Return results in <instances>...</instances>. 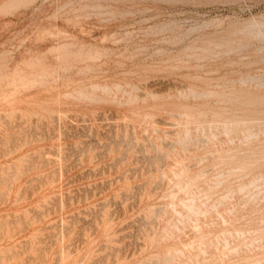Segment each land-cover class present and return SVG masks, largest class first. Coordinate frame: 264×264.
I'll list each match as a JSON object with an SVG mask.
<instances>
[{
	"label": "rangeland",
	"instance_id": "1",
	"mask_svg": "<svg viewBox=\"0 0 264 264\" xmlns=\"http://www.w3.org/2000/svg\"><path fill=\"white\" fill-rule=\"evenodd\" d=\"M75 1H77L78 3L75 2ZM215 1H217V2H215ZM218 1L219 0H134V1L133 0L132 1L131 0H127V1L126 0H123V1L122 0H111V1H109V0H89L88 1L87 0L86 3H85V0H79V1L78 0H0V58H1L0 59V63H1L0 64V99L2 97V99L6 98V100H7L9 97H11L9 99L13 100V101H11L9 99H8L9 101L0 100V114H1L0 115V120H2V121H0V124H1L0 125V148H2V150H3L2 151L0 149V151L2 152V154L0 152V180H1L0 181V190H1L0 191V194H1L0 195V205H1L0 206V211H1L0 216L2 214V219H1V217H0V219L3 220V218H6V220L4 219L3 221H0V253H1L0 254V264H39V263L42 264L41 263L42 261H44L43 264H50V262H51V264H53V263L54 264H62V262H64V261L65 262L63 264H67V263L71 264L72 262H73L72 264H74V263L75 264H83V263L84 264H89V263L92 264V262L93 263L95 262L94 264H101V262H102V264H105V263H103L105 261H106L107 264H109V261L113 262V263L111 262V264H163V263L164 264H167V263L168 264L169 263L173 264L175 261H177L176 262L177 264H184L183 262H185V264H247V262H248V264H264V253H263L264 252V245H263L264 244V230H263L264 229V200H261L264 197V195H262V193L264 194V182H263V185L261 184V182L264 181V173H263L264 172V161H263L264 160V149H263V147H264V139L262 140V136L264 138V135H263L264 134V129H263L264 128V123H263L264 121L262 122V120H264V116H262V115H264V113H263V110H264V89H263L264 85L260 86L261 91L263 93L260 91V88L257 90V88L259 87L258 83H260V81H259L260 78H261V80H264V72H263L264 69L262 68V67H264V47H263L264 46V31H263L264 30V19H263L264 18V0H245V1L244 0H220L221 2L220 1L218 2ZM72 3H74L75 6ZM79 6H81V8ZM87 8H89V9H87ZM259 18L261 20H259ZM251 19L253 21H251ZM255 19H257V20H255ZM241 25L243 26V28H242ZM220 33L221 34L223 33V34L221 35ZM259 33H261L262 35H258ZM253 36H255V37H253ZM199 37H201V38H199ZM257 37H259V38H257ZM248 39H250V40H248ZM258 40H261V41H258ZM251 45H252V49H251ZM196 46H198V47H196ZM201 46H203V47H201ZM254 46H256L257 48L254 47ZM246 48H248V49H246ZM36 50H37V52H36ZM194 50H196V51L194 52ZM199 50H201L202 51L201 53H203V54H201ZM24 51L26 53H24ZM33 51H34V53H33ZM242 51H244V52H242ZM176 52L178 54H181V55H178ZM184 52H185V54H184ZM197 52H199V53H197ZM47 53H48V55H46ZM10 54H11V57H10ZM54 54H55V56H54ZM173 54L176 57H174ZM5 55H6V58L4 59L3 57H5ZM194 55L197 58L194 57ZM201 55H202V57H201ZM73 56H75L76 58L73 57ZM96 56H98V57H96ZM180 56H182V57H180ZM171 57H172V59L173 58H175V59L172 60ZM52 59H53V62L50 61ZM92 59H93V61H92ZM96 59H99V60H96ZM182 59H183L184 62L182 61ZM1 60H2V62H1ZM8 60H10V61H8ZM21 60H23V63H22ZM32 60L34 62L31 63ZM78 60H79V62H77ZM158 60H160V61H158ZM80 61H81V63H80ZM162 61H164V63ZM173 61H175V62H173ZM193 61H196V62L193 63ZM3 62H4L5 66L2 65ZM13 62H14V64H12ZM168 62H169V64H172L173 66L172 65L167 66V65H169ZM171 62H173L176 66L173 63H171ZM180 62H181V64H180ZM248 62H250V63L248 64ZM51 63H53V65L54 64H58L59 66L58 65H54V66L50 65ZM92 65H95V66H92ZM191 65H193V66H191ZM195 66H197V67H195ZM180 67H183L182 70H181ZM35 69H37V70H35ZM205 69H206V72H205ZM93 71H95V72L92 74ZM207 71H208V73H207ZM258 71H260V72H258ZM35 72H37V73H35ZM90 72H91V75H89ZM100 72H101V75H99ZM128 72H130V73H128ZM189 72L190 73L193 72V74L192 73L190 74ZM211 72H213V73H211ZM86 73H87V75H86ZM257 73H260V74H257ZM9 74H10V76H9ZM11 74H13L12 77H11ZM54 75H55V77H53ZM95 75H96V77H95ZM187 75H191V76H189L190 78H187L188 77ZM236 75H238V76L236 77ZM56 76H57V78H56ZM31 77H34V78H31ZM90 77H92V78H90ZM196 77H198L199 79H197ZM200 77L202 79H200ZM81 78L83 80L79 81ZM95 78H96V80H95ZM100 78H102V79H100ZM185 78L188 79V80L186 81ZM215 78H216V80H215ZM218 78H220L219 79L220 81L218 80ZM240 78H242V79H240ZM253 78H255V79H253ZM85 79H86L87 82L85 81ZM196 79L198 80L197 84L195 82ZM204 79L208 80V81L206 80L208 84H206V81ZM224 79H225V81H224ZM154 80H156V82L159 84V86ZM90 81H92L94 83L92 84V82H90ZM161 81L163 82V84H162ZM188 81H189V84H188ZM213 81H215V82H213ZM233 81H234V83H233ZM10 82H12V84ZM96 82H98V83L96 84ZM209 82H210V85H209ZM255 82L257 84H254ZM109 83L111 85H113L114 89H112V86H107ZM149 83L150 84L152 83V84L148 85ZM216 83H218V84H216ZM246 83H248V84H246ZM251 83H252V85H251ZM28 84L30 86V88L28 87L29 89H27ZM75 84H76V86H75ZM165 84H166V86L168 84V87L164 86ZM178 84H179V87L181 86L180 88L178 87ZM200 84H202V85L199 86ZM211 84L212 85L216 84V86H212ZM3 85L5 87L7 85L8 86L6 88H4ZM9 85L11 87L14 85L15 88L14 87L11 88V87H9ZM71 85L75 86L76 88L75 87L74 88L71 87ZM241 85H244V86H241ZM151 86H152L153 89L150 88ZM189 86L192 87V88L190 89ZM234 86H236V87H234ZM247 86H249L250 88H248ZM90 87H93V88H90ZM101 87H103V88H101ZM124 87H126L127 89H124ZM165 87L167 89H163ZM7 88H8V90H7ZM32 88H34L33 91H31ZM51 88H52V90H51ZM58 88H59V90H58ZM146 88H148V89H146ZM155 88H156V90H155ZM175 88H177L178 90L175 89ZM246 88L250 89V91L249 90L246 91ZM14 89H15V91H14ZM19 89H20V91H19ZM26 89H27V91H26ZM40 89H44V90L40 91ZM54 89H56V90L54 91ZM63 89L66 92H64ZM110 89H111V91H110ZM192 89H193V91H192ZM243 89H244L245 92H243ZM5 90H6V92H5ZM37 90H38V92H37ZM60 90H62V92ZM70 90H71L72 93L70 92ZM74 90L75 91L77 90V91L75 92ZM91 90H94V91H91ZM145 90H147V91H145ZM255 90H257V91H255ZM56 91H57V93H55ZM105 91H106V93H105ZM123 91H126L127 93L123 92ZM186 91L188 93H190V94L188 95V93ZM190 91L194 93L193 94L194 96L192 95V93ZM7 92H9L11 94L8 93L9 94L8 95ZM25 92L28 93L29 95L26 94ZM48 92H50V93H48ZM87 92H89V93H87ZM196 92H198V93H196ZM236 92H238V93H236ZM246 92H248V94ZM30 93H31V95H30ZM39 93H41V96H38ZM43 93H46V94H43ZM96 93H97V95H96ZM99 93H101V95H99ZM155 93H156V95H155ZM180 93H181V95H180ZM253 93H254V96H253ZM23 94H24V96H23ZM54 94H56L57 97ZM196 94H198V95L196 96ZM212 94H213V96H212ZM239 94H241V96ZM258 94H260V96ZM36 95L38 97H40V98L38 99ZM42 95H43V97H42ZM132 95H134L136 98L134 96H132ZM201 95H203V96L201 97ZM22 96L23 97L26 96L25 97L26 101H25V98H23ZM103 96H104V98H103ZM105 96H107V97L105 98ZM127 96H130V97L127 98ZM163 96H165V97H163ZM182 96H183L184 101L182 99ZM204 96H205L206 99L203 98ZM243 96H245V98ZM249 96L251 98H253V99H251ZM255 96H257V97H255ZM261 96L263 97V100H262ZM52 97H54L55 99H53ZM141 97H143V98H141ZM152 97H154V98H152ZM239 97H240V99H239ZM246 97H248V98L246 99ZM61 98H62V101L60 100ZM119 98H120L121 101H119ZM133 98H135V99L133 100ZM190 98H192V99H190ZM193 98H195V101H194ZM22 99H24V100L22 101ZM27 99H28V101H27ZM35 99H37L38 101L34 102ZM56 99H57V101H55ZM76 99H77V102H76ZM172 99L174 100V103H173ZM215 99H216V101H215ZM248 99H251V101L250 100L248 101ZM47 100L48 101L51 100V101L48 102ZM72 100H75V101H72ZM87 100H89V101L87 102ZM127 100H128V102H127ZM153 100H155V101H153ZM166 100H167V102H166ZM252 100H253V103H252ZM16 101L17 102L19 101L22 104L19 105V102L17 103ZM46 101L49 104H53L54 106L53 105H49ZM169 101H170V103H169ZM232 101H234V103H232ZM239 101H242L241 103L243 104V106H242V104ZM2 102H4V103H2ZM64 102H66L67 105H65ZM68 102H69V104H68ZM81 102H82V104H81ZM179 102H181L182 104L179 103ZM224 102H226V103H224ZM235 102H236V104H235ZM7 103H8V105H7ZM14 103H17V104H14ZM60 103H61V105H60ZM74 103H75V105H74ZM79 103L81 105H79ZM83 103H84V105H83ZM119 103L121 104V106L119 105ZM154 103H156L157 105L154 104ZM186 103H187V105H186ZM249 103H252V104H255V105H251ZM2 104L4 105V107L8 106V108L7 107L4 108ZM11 104H12L13 107H11ZM23 104H25V105L27 104V105L25 107H23L24 106ZM29 104H31L33 106L31 107V105H29ZM57 104H58V106H57ZM90 104H92V105H90ZM152 104H154V105H152ZM172 104H173V106H172ZM189 104H190V106H189ZM118 105H119V107H118ZM142 105L145 108H142ZM160 105H161V107H160ZM180 105H181L182 108L178 107ZM246 105H248V106H246ZM256 105H258V106H256ZM260 105L262 106V108H261ZM27 106H28V108H27ZM44 106L45 107L48 106L49 108L48 107L44 108ZM115 106H117V107H115ZM131 106H132V109L134 107L133 110L130 108ZM157 106H158V108H160V110L162 108L163 112L160 111L159 109H157ZM9 107L10 108H15V109L14 110H9ZM61 107L63 108V110H61ZM64 107H66V108H64ZM68 107H69V109H68ZM74 107H75V109H73ZM175 107H176L177 110L174 109ZM183 107H185V108H183ZM186 107L187 108L190 107L191 111H190V108L187 110ZM212 107H213V109H211ZM253 107L254 108L256 107L255 109L257 111V114H254L255 109ZM99 108L102 109V110H100ZM152 108H154V109L156 108L155 109L156 111H153ZM192 108H195V110L192 109ZM138 109H141V110L139 111ZM182 109H183V111H182L183 113L180 112ZM119 110H120V112H119ZM131 110H132V112L130 113ZM145 110L147 112H145ZM175 110L178 113L179 112L180 113L177 114V112ZM192 110H194V112ZM224 110H227V111L229 110V111L227 112V111H224ZM238 110H241V111H238ZM249 110L252 112V114H251V112ZM83 111H84V113L86 115L83 113ZM88 111H90V114H89ZM134 111H135V114H134ZM148 111L153 116H157L158 115V117L156 118V117L150 116L151 114ZM151 111H153V112H151ZM200 111H202V112H200ZM261 111H262V114H261ZM39 112L41 114H39ZM65 112H66V114H65ZM74 112H77L78 114L74 113ZM94 112H96V113L98 112V113L96 114ZM156 112H157V115H154V114H156ZM160 112H161V114H159ZM171 112L174 113L173 116H171L172 115ZM191 112H193V113H191ZM247 112H248V114H246ZM110 113H111V115H110ZM117 113H118V115H117ZM142 113H144V114H142ZM194 113L195 114L198 113L197 116ZM213 113L214 114L216 113V114L212 115L213 116L212 117L211 114H213ZM223 113H224V115H223ZM238 113L240 115H238ZM243 113H244V115H243ZM258 113H260V116L258 115ZM2 114H4V115L2 116ZM87 114H88V116H87ZM93 114H94V116H92ZM121 114H122V116H121ZM129 114L132 117H129ZM180 114H181V116H180ZM199 114H201V116ZM205 114H207V115L205 116ZM229 114H230V116H232V115L233 116L229 117ZM82 115H84L85 117H83ZM90 115L94 119H92L90 117ZM144 115H145V117H144ZM245 115L246 116L248 115L247 120L249 118V120H252V121H249V120L246 121V118H245L246 116ZM255 115L256 116L258 115L257 116L258 118L254 117ZM1 116L3 117V119H2ZM18 116L20 118H18ZM47 116H48V118H47ZM102 116H104L103 119H101ZM162 116H164V117H162ZM216 116H217V119H216ZM250 116H252V117H250ZM12 117H14V118H12ZM55 117L57 118L56 120H54ZM67 117H69V118H67ZM140 117H142L141 118L142 121L139 120ZM150 117H152V118H150ZM182 117H183L184 121L182 120ZM198 117H199V120H198ZM233 117H234L235 121L233 120ZM238 117H240V118L243 117L245 119L241 118L242 119L241 120ZM253 117H254V120H253ZM90 118L93 120V122H92V120ZM110 118H112V119L110 120ZM192 118L194 119V121H191ZM86 119H88V120H86ZM115 119H117V120H115ZM137 119H138V121H137ZM165 119L167 121H165ZM237 119H239V120H237ZM49 120H51L53 123L50 122ZM94 120L96 122H94ZM101 120H103V123L101 122ZM112 120H115V121L113 122ZM133 120L135 122L136 121L137 122L135 123ZM150 120H152V121H150ZM187 120H189V121H187ZM221 120H223V121H221ZM257 120H258V123L256 122L257 123L256 124L255 121H257ZM139 121L144 125V127ZM171 121L174 124H172ZM174 121H176V122H174ZM179 121H182V122H179ZM185 121H187V122H185ZM232 121H234V122H232ZM238 121H240V122L242 121L241 123L243 125H240V122L238 123ZM260 121H261V123H260ZM62 122H64V123H62ZM112 122H113V124H112ZM201 122L203 124L206 123V125L208 126L209 129L205 127L206 125H204V127H203V124ZM210 122H211L212 125L210 124ZM236 122H237L238 126H237ZM248 122H250L249 123L250 125H251V123H253V125H251L252 127L248 124ZM43 123H45V124H43ZM58 123H59V125H58ZM97 123H99V124H97ZM169 123H171V124H169ZM214 123L216 125H218V126H216ZM254 123H255V126H254ZM30 124H31V126H30ZM32 124H34V125H32ZM65 124H66V126H65ZM259 124H261V125L259 126ZM105 125H106V127H105ZM127 125H128V127H127ZM129 125L131 126L130 130H132V132L128 129L130 127ZM135 125H136V127H135ZM152 125H154V126H152ZM171 125H174V126H171ZM188 125H189L190 129L188 128ZM190 125H192V127L194 126L193 129L194 128L195 129L193 130ZM221 125L224 126L225 129H226L225 126H227V128H228V129H226L227 131L224 128H222ZM232 125H234V126L236 125V127H234ZM77 126L78 127L80 126V127L78 128ZM158 126H159V129L161 128L160 130H158V128H157ZM161 126H163L164 128L161 127ZM209 126L211 127L212 130L210 129ZM212 126L215 127L216 129L215 128L213 129ZM231 126H232V128H231ZM247 126H249V127H247ZM96 127L97 128L98 127H100V128L102 127V129H100V128L97 129ZM115 127H117V128H115ZM124 127H126V130H125ZM132 127L134 128V130H133ZM154 127L156 129H154ZM172 127H174V128H172ZM180 127H181L182 132H185L186 134L185 133L183 134L181 132ZM201 127H203L204 129L201 128ZM250 127L251 128L255 127V130L251 129ZM257 127H258L259 130H257ZM12 128H13V130H12ZM31 128L33 130H31ZM55 128H57V130ZM123 128L125 130V133L122 132ZM146 128H148V129H146ZM237 128H238V130H237ZM76 129H78L77 130V135H79V137L76 136ZM88 129L90 130V132H88L89 131ZM95 129H96V131H95ZM114 129H115V131H114ZM141 129L144 130L145 132H143ZM217 129H218V131H217ZM221 129L223 130L224 133L225 132L226 133L225 134L220 133V132H222ZM232 129H233V131H232ZM243 129H244V131H243ZM245 129H249V130H245ZM102 130H103V132L105 131L104 134H103ZM186 130H187V132H186ZM213 130H215V132ZM252 130L254 132H252ZM25 131H27V132L24 133ZM65 131H66V133H65ZM70 131H72V132L70 133ZM82 131H84L83 132L84 134L82 133ZM112 131H114V132L117 131V132L113 133ZM120 131L122 133H124V134H122ZM146 131H147V133H146ZM203 131L206 132L207 134L204 133ZM54 132H56V133H54ZM129 132H131V133H129ZM216 132H217V135H216ZM87 133H89V134H87ZM95 133H96V138H95ZM174 133H175V135H174ZM193 133H194V135H193ZM68 134L70 136H72V137L70 138V136ZM81 134H82V136H81ZM115 134H117L116 138L114 137ZM145 134L147 135V137H146ZM157 134L159 136H157ZM161 134H163L164 136L161 135ZM179 134H182L183 136L182 135L179 136ZM201 134H204L205 136L201 135ZM229 134H230V136H228ZM231 134L234 137H232ZM243 134L246 135V137ZM255 134H257L258 137H256ZM29 135H30V137H28ZM42 135H43V137H42ZM98 135H99V137H98ZM105 135H107V136H105ZM110 135H111V137H110ZM135 135L138 136V138ZM148 135H150V136H148ZM170 135L173 136V137H171ZM238 135L239 136L242 135L241 139H240V137H238ZM247 135H250L251 137L247 136ZM259 135L261 137H259ZM53 136H55V137H53ZM122 136H123V138H122ZM125 136H126V140H125ZM131 136H134V138H136V139L132 138ZM175 136H177V137H175ZM222 136H223V138L221 139ZM10 137H12V138H10ZM34 137H36V138H34ZM113 137L115 138L116 141L113 139ZM118 137L120 139H117ZM142 137L146 141L145 145H144L145 141L143 140ZM224 138L227 139V140H224ZM246 138H248V140ZM256 138L258 139V141H257ZM260 138H261L262 141L260 140ZM76 139H77L78 142L74 141ZM100 139H101V141H100ZM131 139H132V141H131ZM139 139H140V141H138ZM147 139H149V140H147ZM151 139L154 140V141H152ZM184 139H185V141H184ZM243 139H244V142H243ZM120 140H121V142H120ZM167 140H168V143L170 145L167 143ZM173 140H174V143L170 142V141H173ZM222 140H223V142H222ZM246 140H247V142L245 143ZM208 141H209L210 144L208 143ZM1 142L4 143V146H3V144ZM115 142L118 143V144H116ZM134 142H135V144H134ZM136 142H137V144H136ZM76 143H78V146H80V148L76 145ZM102 143H105V145H103ZM141 143H142V145H141ZM216 143H219L220 145L216 144ZM249 143H251V144H249ZM84 144L86 146L87 145L88 146L85 147V146H83ZM124 144H126V145H124ZM10 145H11V147H10ZM46 145H47V147H45ZM73 145H75L76 147H74ZM143 145H144V147H143ZM154 145L156 146V148H155ZM243 145H245V146L243 147ZM251 145H252V148H251ZM62 146H64V148ZM94 146H95V149H94ZM112 146H115V147H112ZM172 146H174V147H172ZM70 147H73L74 149L76 148L77 149L76 153L73 150V148H70ZM88 147L90 149H88V151H87L86 149ZM146 147L147 148L149 147V148L146 149ZM166 147H169V148H166ZM69 148L72 151H74V153L72 152V154H70L71 150ZM78 148H79V150H78ZM113 148L115 149V151H118L119 154H118V152H115V151L113 152V150H114ZM172 148H174V149H172ZM259 148H260V150H259ZM12 149H15L16 151H14ZM28 149L29 150L32 149V151L30 152ZM46 149L49 150V151L46 152ZM80 149H85L84 151H86V152L81 151ZM217 149H218V151H217ZM246 149H249V150H246ZM7 150H8V152H7ZM57 150L59 151V153H58ZM69 150H70V152H69ZM167 150H170L171 152H169ZM203 150H205V151H203ZM229 150H231V151H229ZM52 151H54V152H52ZM77 151H79V152H77ZM90 151H92V153ZM211 151H212V153H211ZM37 152H38V154H37ZM50 152H51V155L53 157L51 155H47V153L50 154ZM111 152H112V154H111ZM120 152H121V154H120ZM124 152L129 154V156L127 157L126 153L124 155L123 154ZM253 152H254V154H252ZM132 153L136 154V155H133ZM176 153H177V156H176ZM250 153L254 157L256 155V157H255L256 159L253 156H251ZM22 154H23V156H22ZM115 154H118V155H115ZM121 155L124 156V157H122V159H121ZM138 155L139 156L144 155V156H141V158H140ZM145 155H146V157H145ZM227 155L229 157H231L232 159L229 158V157L227 158ZM237 155H238V157H237ZM18 156H20V157L18 158ZM58 156H59V158L62 156L60 158V160H59ZM125 156L127 157L126 160L123 159V158H126ZM131 156H133V157H131ZM156 156H158V159H157ZM161 156H162L163 159H165L166 156L168 158L166 157L167 158L166 160H161L162 159ZM213 156H214V158H213ZM28 157H29V159H28ZM38 157H40V158H38ZM67 157H69V159ZM137 157H138V159H137ZM257 157H259V159ZM36 158H38V159H36ZM159 158H160V161H159ZM210 158L213 159V160L211 161ZM250 158H251V160H250ZM260 158H263V159H260ZM25 159H27V161H25ZM66 159H67V161H66ZM76 159L79 160L82 165H80L79 161H76ZM135 159H137V160H135ZM151 159H153V160L155 159V160L151 161ZM173 159H174V161H177V162H174ZM218 159H219V161L217 162ZM243 159H245V160H243ZM28 160H29V162H28ZM37 160H39V161L37 162ZM52 160H54V162ZM57 160L59 161V163H58ZM70 160L72 162H70ZM89 160H90V163H89ZM145 160H147L148 162L147 161L145 162ZM202 160H203V162H202ZM204 160H205V162H204ZM229 160L230 161L233 160L232 163ZM4 161H6V162H4ZM92 161H93V163H92ZM135 161H136V163H135ZM181 161H183V162H181ZM213 161H215L216 164H215V162L212 163ZM139 162H140V164H139ZM178 162H179V164H178ZM250 162H252L253 164L252 163L250 164ZM254 162H256V163H254ZM75 163L77 164V167H76ZM223 163L225 165H223ZM238 163H239V165H238ZM34 164H36V165H34ZM47 164H48V167H47ZM67 164H68V166H65ZM88 164H89V166H88ZM98 164L99 165L101 164L100 166L104 167L107 171L104 168H103L104 170L102 168H100V166ZM128 164H129V167H128ZM152 164L155 165V166L153 167ZM163 164H166V166H164L162 168L158 167V166H163ZM210 164H212V166ZM214 164H215V166L217 168L214 166ZM217 164H220V165H217ZM247 164H248V166H247ZM71 165H73V166L71 167ZM135 165H137V166H135ZM142 165H143V168H142ZM167 165H168V167H167ZM244 165L247 166V168H245ZM254 165H255V167H254ZM257 165H259V166H257ZM26 166H27V168H26ZM69 166L71 167V169H70ZM171 166L173 167L174 170H172ZM222 166H224V167H222ZM54 167H56V168H54ZM63 167H64V169H63ZM86 167H88L90 169H88ZM30 168H32V169L29 170ZM138 168L141 170L142 173H140V171H138L139 170ZM147 168L148 169L150 168L151 170L150 169H149L150 171L146 170ZM153 168H155L154 172L152 171ZM178 168L179 169L181 168V169L179 170ZM188 168L190 169L191 172L189 171ZM96 169H99L98 173L100 172L101 175H99L100 173L99 174L97 173ZM109 169H110V171H109ZM117 169L118 170L120 169V170L118 171ZM130 169H132V171ZM175 169H176V173L177 174L175 173ZM177 169L180 172H178ZM192 169L193 170L195 169V170L193 171ZM88 170L91 171V172H89ZM100 170L101 171L103 170V172H101ZM121 170H123V172ZM160 170H162V171H160ZM57 171L59 173H57ZM251 171H253L254 173L251 172ZM121 172H122V174H120ZM134 172L135 173L137 172V173L134 174ZM163 172H167V173H164L165 175L163 176V174H162ZM230 172L231 173L233 172L234 176H233V173L231 174ZM241 172H242V174H241ZM245 172H246L247 175L245 174ZM79 173L81 175L83 173L84 175L79 177L80 176ZM90 173H92V174H90ZM139 173L141 174V177L139 176L140 175ZM144 173H145V175H143ZM211 173H212V175H211ZM216 173H217V176H215ZM224 173L225 174L229 173V175L228 174L225 175ZM238 173H239V175H238ZM252 173L254 174V176H253ZM35 174H37V176H35ZM132 174H134V175H132ZM167 174L168 175L170 174L172 177L169 176L170 179H168V177H166V176H168ZM173 174H175V175H173ZM178 174H179V176H177ZM222 174H224V175H222ZM240 174L244 175V176L242 177ZM31 175L33 177H31ZM108 175H110V176H108ZM115 175L119 176V177H116ZM128 175H129V177H128ZM258 175H260V177ZM8 176H10V177H8ZM18 176H20L21 178L18 177ZM45 176H46V178H45ZM125 176H127L130 180L127 177H125ZM222 176L223 177L227 176L228 178L225 177V178H223L224 180H222ZM240 176H241V178H240ZM256 176L258 177V179L255 178ZM17 177L19 178V180H18ZM41 177H43V178H41ZM103 177L105 179H103ZM112 177L113 178L115 177V179L112 180ZM186 177H187V179H186ZM217 177L222 182L221 181H217V179H218ZM236 177H239V178L236 180ZM250 177H254V178L252 179ZM262 177H263V180L261 181ZM50 178H51V180H50ZM100 178H102V179L98 180ZM159 178H161V179L159 180ZM189 178H190V181H189ZM5 179L8 180V181H5ZM10 179H13V180L10 181ZM26 179H27V181H26ZM56 179H58V180H56ZM172 179H173V181L171 182L170 180H172ZM184 179H185V181H184ZM191 179H193V180H191ZM144 180H146V181H144ZM155 180H157V181H155ZM249 180H251L253 184H251V181H249ZM253 180H254V182H253ZM255 180H257V182H259V183H257ZM36 181H37V184L40 185V187L38 185H36ZM45 181L47 183H45ZM119 181L121 183H119ZM126 181H127V185H129V183H130L129 186L126 185V183H125ZM206 181H208V182H206ZM246 181H248V184L246 183ZM10 182L12 184H9ZM162 182H164L163 184L165 186L162 184ZM238 182H241V183L238 184ZM2 183H4V184H2ZM20 183L22 185H19ZM51 183H52V185H50ZM64 183H66V184H64ZM80 183H81V185H80ZM103 183H104V185H103ZM118 183H119V185H117ZM159 183L161 185H159ZM182 183L184 185H182ZM225 183H226V185H225ZM232 183H233V186H229V185H232ZM32 184H33V186H32ZM96 184H98V186ZM99 184H100L101 187L99 186ZM171 184L172 185L174 184V186H172ZM221 184H222V186H221ZM256 184H258L259 186L256 185ZM93 185L95 186L96 189L94 187H92ZM168 185H169V187H168ZM224 185L228 186V188L225 187ZM238 185H240V186H238ZM55 186L56 187L59 186V188H56ZM73 186H74V188H73ZM88 186H90V188ZM116 186H118V187H116ZM120 186L122 188H120ZM123 186H125V187H123ZM130 186H132V187H130ZM137 186H138V189L136 188ZM156 186H158V187H156ZM250 186H253V187H250ZM256 186L259 187V188L260 187H263V188L259 189ZM22 187H23V189H22ZM28 187H29V189H28ZM51 187H52V189H50ZM67 187H69V188H67ZM84 187H86V189ZM143 187H146V189L145 188L143 189ZM232 187H234V188H232ZM11 188H14V189H11ZM40 188H41V191H39ZM114 188L117 189V191H115ZM129 188H130V191L127 190ZM131 188H132V190H131ZM163 188H164V191H163ZM191 188H193V190H190ZM206 188H208L209 190L206 189ZM222 188H223V190H222ZM239 188H241L242 191H240ZM243 188L245 189V191L243 190ZM17 189H19V190H17ZM31 189H32V191H31ZM55 189H57V190H55ZM60 189H62V190H60ZM103 189H104V191H103ZM139 189L141 190V192H140ZM153 189H155L156 191L154 192ZM202 189H204V190H202ZM211 189H213V191ZM224 189H225V191H224ZM228 189H229V191H228ZM258 189H259L260 192L258 191ZM28 190H30V191H28ZM35 190H38L39 192L35 191ZM54 190L56 192H54ZM69 190H71V191L68 192ZM122 190H124L125 192L123 191L124 193H121ZM146 190H147V194H146ZM148 190H149V192H148ZM166 190H167L168 193L166 192ZM200 190H201V193L197 194V193L200 192ZM246 190H247V193L249 192L248 195L246 194ZM261 190H263V191H261ZM52 191H53V193H52ZM99 191H100V193H99ZM214 191H216V192H214ZM218 191H219V193H218ZM30 192L33 195H31ZM44 192L46 193L47 196L44 194ZM109 192H110V194H109ZM137 192H139V193L137 194ZM143 192H145V193H143ZM152 192H153V194H152ZM172 192H173V194H172ZM182 192H184V193H182ZM195 192H196L197 195H194ZM212 192L213 193H217V194H213ZM226 192H227V194H226ZM13 193H14V195H13ZM57 193H59V195ZM93 193L94 194L97 193L96 194L97 197L96 196L94 197ZM128 193L130 194V196H129ZM189 193H191V194H189ZM250 193H252V194L250 195ZM78 194L80 196H78ZM150 194H152V195H150ZM221 194H223V195H221ZM256 194H258L259 196L256 195ZM260 194L263 197H261ZM28 195L29 196L31 195V196L29 197ZM43 195H45L46 199L44 198ZM62 195H64V196H62ZM66 195H68L71 198H69ZM139 195L141 196V198H143L142 200L139 197ZM187 195L188 196L191 195V197L189 196L190 199H188ZM22 196H23L24 199L23 198L21 199ZM55 196H57L58 198H56ZM59 196H60V199H59ZM84 196H85L86 200L84 199ZM137 196L139 197V202L138 201L136 202V200H138ZM152 196H154L155 198H153ZM210 196H212V197H210ZM230 196L232 198H230ZM247 196H248V198H247ZM250 196H251L252 199L250 198ZM17 197L19 198V200H18ZM37 197L39 198V200L36 199ZM67 197H68L69 200L67 199ZM75 197H76L77 201H81V202H77L76 200H75L76 202H74V198ZM79 197H81V200H80ZM131 197H133V199ZM178 197H179V199H183V200L182 201L179 200ZM225 197L228 198V199H226V201L224 202ZM62 198H63V200H62ZM149 198H152V199H149ZM192 198H194L195 200L192 199ZM198 198H199V201L197 200ZM205 198L208 199V200L206 201ZM221 198L224 199V200L223 201L220 200V202H219L218 200L221 199ZM83 199H84L85 202L83 201ZM121 199H124V200H121ZM184 199H186V200H184ZM24 200H26L27 202L24 201ZM42 200H43V202L41 203ZM48 200H49V202H48ZM60 200H62L63 202L61 203ZM94 200H95V202H94ZM112 200H113V204L114 205L112 204ZM127 200H129V201H127ZM16 201H18V202L16 203ZM34 201H35V203H34ZM44 201H45V203H44ZM87 201H89V202L87 203ZM106 201L107 202H111V204L107 203ZM114 201H116V202H114ZM141 201H142L144 206L142 205ZM245 201H247L248 203H246ZM71 202L73 203L72 205H70ZM103 202L107 203V206H106L105 203L101 204ZM117 202H118V204H117ZM186 202H188V203H187V205L185 207L184 205L186 204ZM192 202H194V204ZM196 202H198V203H196ZM201 202H203L202 203L203 205L201 204ZM206 202H207V204H206ZM228 202H229V204H228ZM252 202H255V203H252ZM21 203H22V205L24 207L21 205ZM26 203L29 204V207H28V205H26ZM30 203L32 205L35 204L37 207L30 205ZM67 203L70 205V206L68 205V207H69L68 209H66L67 207L65 206V205H67ZM75 203H77V204L75 205ZM80 203L83 206L80 205ZM115 203L118 205V207L121 208V210L118 207L115 208L117 206ZM124 203H126V205ZM140 203H141V205H140ZM214 203L215 204L217 203L218 205L216 204L214 206ZM220 203H222V204H220ZM230 203H231V206H230ZM57 204H59V206H61V207L59 208V206H57ZM120 204L121 205L124 204L125 206L123 205L124 206L123 207ZM147 204L148 205L150 204L151 206L149 205L150 206L149 207ZM189 204L191 206H189ZM89 205H91V206L94 205L95 208L93 206H92L93 208L91 206L89 207ZM95 205H97V206H95ZM111 205H113V207ZM128 205L131 206V207H129ZM145 205H146V207L148 206L147 210H146ZM195 205H197L196 207L197 208L199 207V208L197 209L195 207ZM52 206H54V207H52ZM63 206H65L66 208L65 207L63 208ZM9 207L11 209H9ZM22 207L24 209H22ZM34 207H36V208H34ZM190 207L191 208L193 207V208L191 209ZM209 207H211V208L209 209ZM239 207L240 208L243 207V208L240 209ZM248 207H249V209H248ZM58 208H59V210H57ZM83 208L84 209L88 208V211L86 209V211H87L86 212ZM139 208H140V210H138ZM164 208H165V210H164ZM187 208L188 209L190 208L191 212ZM201 208H203V209H201ZM214 208H215V210H214ZM220 208L223 209L222 212H220L221 211ZM224 208H225V210H224ZM252 208L254 209L255 213H253V209ZM1 209H3V210H1ZM29 209L31 211H29ZM32 209H34V210H32ZM93 209L96 210L95 211L96 214H94V210ZM112 209H114V210H112ZM141 209H142V211H141ZM216 209H218V212H217ZM15 210H16V212H14ZM97 210L100 211L101 213L98 212ZM102 210H104V211H102ZM122 210H124L125 212L122 211ZM154 210H155V212H153ZM158 210H162L163 212L162 213H161V211L158 212ZM192 210L195 211V214H194V212H192ZM259 210H261V211H259ZM42 211H45L46 213L42 212ZM48 211L49 212L51 211L50 213L52 215ZM58 211L61 214L58 213ZM77 211L78 212L82 211L83 213L79 212V214H78ZM84 211L86 213H88L89 216L87 214L84 215V213H85ZM118 211H119V213H118ZM183 211L185 212V214H184ZM188 211L190 213H193L194 215L193 214L189 215ZM205 211H206V213H205ZM213 211H214V213H213ZM241 211L243 213H241ZM90 212L91 213L93 212V213L89 214ZM144 212H146V213L143 214ZM151 212H153V213H151ZM182 212H183V214H182ZM228 212H230L231 215H233V216L229 215L230 213H228ZM99 213L102 216L99 215ZM120 213H123V214L121 215ZM147 213L150 214V215H148V217L146 215ZM250 213L252 215H249ZM8 214H9V217H8ZM20 214L21 215L23 214V215L21 216ZM46 214H49V215H46ZM73 214H74V216H73ZM80 214L83 215V217ZM155 214H156V216H155ZM206 214L207 215L209 214L208 216H210V215L212 216L213 215L212 219H211V216L208 219V216ZM260 214L262 215V217H261ZM3 215H4V217H3ZM25 215H26V217H25ZM28 215L30 217H28ZM151 215H152V217L149 218ZM195 215H198V216H195ZM200 215H201V218H199ZM242 215H244V216L242 217ZM19 216H20V218L21 217L22 218L21 219L17 218ZM41 216H42V220L40 218ZM79 216H80V218H79ZM84 216H86V217H84ZM92 216H94V217H92ZM108 216H110V218ZM112 216L113 217H117L118 219L112 218ZM143 216H144L145 219L143 218ZM157 216H158V218H157ZM204 216H206V219H205ZM235 216H236V218H235ZM23 217L26 218V219L24 220ZM196 217L199 218L198 222H197ZM248 217H250V218H248ZM28 218H30V219L28 220ZM83 218H85V220L87 222H85ZM93 218L96 219L95 222H94ZM99 218H101V219H99ZM185 218H187V219H185ZM241 218H243V219L241 220ZM18 219H20V220L18 221ZM37 219H39V220H37ZM65 219L68 220V222L65 221ZM106 219H108L107 220L108 222L106 221ZM22 220H23V223H21ZM57 220H58V222H57ZM59 220L62 222V224H61V222ZM92 220H93L92 224L89 223ZM100 220L103 223H101ZM149 220H152V221H149ZM181 220H183L184 223ZM187 220H190L189 223L187 222ZM191 220H192V222H191ZM230 220H232V222ZM38 221H39V223H38ZM40 221H41L42 224H40ZM80 221H82V222H80ZM110 221L112 223L113 222L114 223L112 224ZM24 222H25V224H24ZM43 222H44V224H43ZM59 222H60L61 225L59 224ZM99 222L102 225L101 224L99 225L98 224ZM179 222H181V223H179ZM224 222H226V223L224 224ZM243 222H244V224H243ZM259 222H261V223H259ZM56 223H58V224L56 225ZM70 223H72V224H70ZM246 223H247V225H246ZM66 224H68V225H66ZM93 224H95L94 227H92ZM108 224H111V225L108 226ZM140 224H141V229L139 228V230H138V227L140 226ZM149 224H150V226H148ZM156 224H158V225H156ZM161 224H162V227H161ZM174 224H176V225H174ZM177 224H179V225H177ZM227 224H229V225H227ZM7 225H8V227H6ZM10 225H11V227H10ZM13 225L16 226L17 228L13 227ZM20 225H21V228H20ZM50 225L54 226L55 228L54 227L50 228ZM59 225L61 227H63V228L61 229V227ZM63 225H65V227ZM81 225L85 226L86 228L82 227ZM89 225H90V228L92 227L91 230L89 228ZM103 225H105V226H103ZM152 225H153V228H152ZM208 225H210V226H208ZM23 226H24V228H23ZM48 226H49L50 229L48 228ZM67 226H70V227H67ZM100 226H103L102 228H103L104 232L106 231L105 232V238L106 239L103 238L104 237V232L102 231V228ZM121 226L123 227V229H121V228L119 229V227H121ZM147 226H148V228H147ZM154 226H156L157 228L154 227ZM164 226H165V228H163ZM177 226H178V228H176ZM260 226H261L262 229L260 228ZM66 227L69 228V229H66ZM150 227L152 229H150ZM158 227H159V229H158ZM160 227H161V229L162 228L163 229L161 230ZM166 227L168 229L169 228L170 229L168 230ZM70 228H72L71 229L72 231L70 230ZM94 228H96V229H94ZM105 228H107V230ZM146 228H147V230H145ZM172 228H173L174 231L172 230ZM207 228L210 229V230H208ZM17 229H19V230H17ZM58 229L60 231L64 229L65 232L64 231L60 232ZM93 229H94V232H93ZM111 229L112 230L114 229L115 231L114 230L112 231ZM195 229H199V230L195 231ZM4 230H6V231H4ZM57 230L60 233H57L58 232ZM66 230H69V232H67ZM95 230H97V231H95ZM120 230H121V232H120ZM135 230H138V232L135 231ZM143 230H145V231H143ZM211 230H213V231L211 232ZM260 230H262V231H260ZM45 231H47V232L45 233ZM53 231H55V232H53ZM70 231H71L72 234L70 233ZM159 231H160L161 234L159 233ZM193 231H195L196 233L193 232ZM4 232H6V233L10 232V233H8V235H7ZM74 232L77 234V236H75L76 234L75 235L73 234ZM122 232L125 233V234H123ZM135 232H137V235H139L140 237H138ZM142 232H144V233H142ZM151 232H152V234H150ZM155 232L159 233V236H158V234H154ZM165 232H167V233H165ZM169 232H170V234H169ZM89 233L92 234L91 235L92 238L90 237ZM162 233H164V234H162ZM172 233H173V235H172ZM4 234H5V236H4ZM33 234H35L36 236H34ZM37 234H43V235H37ZM48 234L49 235L51 234V235L48 236ZM59 234H60V236H59ZM67 234H69V236ZM82 234L83 235L88 234L89 237H88V235L83 236ZM99 234L100 235L103 234V235L100 236ZM140 234H142V235H140ZM196 234L199 235V236H197ZM62 235H66V236H62ZM107 235H108V237H107ZM151 235H153L154 238L156 237V239H154L153 236H151ZM160 235L161 236L163 235L162 236L163 238L162 237L160 238ZM168 235H169V237L171 239L168 237ZM178 235H179V237H178ZM225 235H226V237H225ZM2 236L5 239L4 241H3V237ZM37 236H38V238H40L42 236L43 239L40 238V240H39V239H37ZM44 236H46V237H44ZM52 236H53L54 239L52 238ZM115 236L117 237V240H116ZM121 236H123V237H121ZM135 236H136V238H139V240L135 239ZM7 237H9V238H7ZM27 237H29V238H27ZM69 237H72V238H70L71 241H69ZM96 237H98V238H96ZM111 237H112L113 240L111 239ZM151 237H152V239H151ZM157 237H159V238H157ZM174 237H175L176 240L174 239ZM227 237L229 239L226 240L225 238H227ZM48 238H50L52 240H50ZM59 238H62V241H60L61 239H59ZM82 238H83V240H82ZM121 238H122V240H121ZM143 238L145 240H146V238L149 239V240L145 241ZM220 238H222V239H220ZM76 239H79V240H76ZM129 239L130 240L132 239L133 243L135 242L134 243V249H133V246H131L132 249L129 247L130 245L133 244ZM177 239H178V241L180 240V242H178ZM186 239H187V241H186ZM204 239L206 240V242H205ZM25 240H26V243H25ZM27 240L31 241V242H28ZM92 240H93V242L91 243ZM104 240H105V243L103 242ZM136 240H138V241L136 242ZM155 240H157L156 243H155ZM199 240L200 241L202 240V241L200 242ZM209 240H211V241H209ZM217 240H220V242L219 241L217 242ZM48 241H50V242L48 243ZM53 241L55 242V244L53 243ZM75 241L77 243V251L76 250H70V248L71 249L74 248L73 247L74 245H75V249H76ZM108 241H109V243H107ZM123 241H124V243H123ZM176 241L178 242V244H177ZM230 241H231V243H230ZM261 241H263V242H261ZM18 242H19V245H18ZM36 242H38L39 244L38 243L36 244ZM70 242H71V244L73 246L70 244ZM82 242H84V243L82 244ZM152 242L155 243V244L152 245ZM158 242H160L162 245L160 243H159V245H157ZM227 242L229 243L228 245H227ZM21 243L22 244L24 243L25 245H21ZM29 243H32L34 246H30ZM41 243H43L42 244L43 247L41 246ZM80 243H81V245H80ZM89 243L91 245H88ZM115 243L116 244L118 243L116 248H115ZM122 243L125 245V247H124V245ZM165 243L167 245H165ZM179 243H181L183 246L181 244H179ZM213 243H214V245H213ZM218 243H219V245H218ZM253 243L256 245V246L254 245L256 248L254 246H252ZM258 243H261V246H260V244L258 245ZM52 244H54L55 246L52 245ZM121 244L123 246H120ZM150 244L152 245V248H151ZM163 244H164V246H163ZM188 244H189V246H188ZM211 244L213 246H211ZM239 244H240V246H237ZM28 245H29V247H28ZM47 245H50V246H47ZM58 245H60V246H58ZM79 245L82 246V248L81 247L79 248ZM104 245L106 246V249L104 248L105 247ZM155 245H156L157 248L153 247ZM198 245H200V246H198ZM205 245H207L206 248H205ZM6 246H8V247H6ZM15 246H19V248L15 247ZM23 246H25V247H23ZM69 246H71V247L68 250L64 249V248L69 247ZM136 246H137V249H136ZM161 246L163 248H161ZM168 246L169 247L171 246V247L169 248ZM193 246H194L195 250H194ZM100 247H102V249ZM107 247H109L110 249L107 248ZM112 247H114V248H112ZM119 247H122V248H119ZM127 247H128V249H127ZM159 247H160V249H163V250H160ZM177 247H178V249H175ZM207 247H209L210 249L207 248ZM226 247H228V248H226ZM2 248H5V249H2ZM27 248L30 249V251ZM139 248H141L142 250L144 249V251H142ZM10 249H12V250H10ZM24 249H26V250H24ZM55 249L56 250L60 249V250H58L56 252ZM107 249H109L111 251L108 253ZM166 249H167L168 252L164 251ZM192 249L194 250V252H193ZM260 249H261V251H260ZM5 250H6V252H5ZM13 250L18 251V252L13 253L14 252ZM20 250H21V252L19 253ZM46 250H48V251H46ZM196 250H198V251H196ZM11 251H13V252L11 253ZM22 251H25V252H22ZM41 251L43 252V254L45 256H47L49 254L47 257L44 256L45 260L43 259L44 257L42 256ZM60 251H62V253ZM67 251H68L69 254L67 253ZM75 251H76V254H75ZM174 251H175V254H174ZM70 252H71V255H70ZM77 252H79L80 255H78ZM116 252H117V256L115 255ZM237 252H238V254H237ZM243 252H246V253H243ZM248 252L249 253L251 252L250 254L252 256ZM15 254H17L18 256H16ZM21 254H23V255H21ZM59 254H61V256ZM110 254L111 255L114 254V256L112 255V257H111ZM190 254H191V256H190ZM192 254H193V258H192ZM243 254L246 255V256H244ZM1 255H2V257H1ZM55 256H58V257H55ZM105 256L106 257L108 256L109 258L108 257L105 258ZM115 256H116V260L114 259V261H113L112 258H115ZM40 257H42V258H40ZM98 257H101V259L98 258ZM180 257H182V258H180ZM54 258H56V260ZM57 258H58V261L59 260L61 261L60 263L57 261ZM75 258L77 260L79 259L80 261L79 260L77 261ZM91 258L93 259V261H90V260H92ZM94 258H96L97 260L94 259ZM179 258H180V260H179ZM46 259H48V260H46ZM49 259H51L52 261L49 260ZM63 259H65V260L63 261ZM73 259L76 260L77 262L74 261ZM99 259H100V262H97ZM104 259H106V260H104ZM177 259L179 260V262H178ZM69 260H70V262H68ZM119 260H120V262H119ZM188 260H193V261H188ZM53 261H55V262H53ZM115 261H116V263H115ZM117 261H118V263H117ZM47 262H49V263H47ZM187 262H190V263H187Z\"/></svg>",
	"mask_w": 264,
	"mask_h": 264
},
{
	"label": "bare ground",
	"instance_id": "2",
	"mask_svg": "<svg viewBox=\"0 0 264 264\" xmlns=\"http://www.w3.org/2000/svg\"><path fill=\"white\" fill-rule=\"evenodd\" d=\"M78 1H79V0H78ZM86 1H87V0H85V3H86ZM88 1H89V0H88ZM109 1H111V0H109ZM122 1H123V0H122ZM126 1H127V0H126ZM131 1H132V0H131ZM133 1H134V0H133ZM219 1H220V0H219ZM219 1H218V2H219ZM244 1H245V0H244ZM244 1H243V2H244ZM75 2H77V1H75ZM98 2H99V1H98ZM103 2H104V1H103ZM215 2H217V1H215ZM220 2H221V1H220ZM222 2H223V1H222ZM77 3H78V2H77ZM91 3H92V2H91ZM72 4H74V3H72ZM83 4H84V3H83ZM215 4H216V3H215ZM76 5H77V4H76ZM70 6H71V5H70ZM72 6H73V5H72ZM74 6H75V4H74ZM74 6H73V7H74ZM79 7L81 8V6H79ZM248 7H249V6H248ZM71 8H72V7H71ZM84 9H85V8H84ZM87 9H89V8H87ZM72 10H73V9H72ZM72 12H73V11H72ZM258 17H259V16H258ZM252 19H253V18H252ZM252 19H251V21H253ZM263 19H264V18H263ZM249 20H250V19H249ZM249 20H248V21H249ZM255 20H257V19H255ZM259 20H261V19L259 18ZM240 23H241V22H240ZM235 25H236V24H235ZM238 25H239V24H238ZM247 25H248V24H247ZM249 25H250V24H249ZM241 26H242V25H241ZM255 26H256V25H255ZM230 28H231V27H230ZM242 28H243V26H242ZM253 28H254V27H253ZM229 30H230V29H229ZM262 30H263V29H262ZM263 31H264V30H263ZM218 32H219V31H218ZM238 32H239V31H238ZM247 33H248V32H247ZM220 34H221V33H220ZM222 34H223V33H222ZM222 34H221V35H222ZM239 34H240V33H239ZM258 35H262V34L259 33ZM214 36H215V35H214ZM242 36H243V35H242ZM250 36H251V35H250ZM218 37H219V36H218ZM253 37H255V36H253ZM199 38H201V37H199ZM212 38H213V37H212ZM247 38H248V37H247ZM257 38H259V37H257ZM253 39H254V38H253ZM248 40H250V39H248ZM59 41H60V40H59ZM62 41H63V40H62ZM62 41H61V42H62ZM204 41H205V40H204ZM258 41H261V40H258ZM67 42H68V41H67ZM69 42H70V41H69ZM239 42H240V41H239ZM256 42H257V41H256ZM62 43H63V42H62ZM65 43H66V42H65ZM203 43H204V42H203ZM226 44H227V43H226ZM229 44H230V43H229ZM257 44H258V43H257ZM69 45H70V44H69ZM189 45H190V44H189ZM247 45H248V44H247ZM56 46H57V45H56ZM259 46H260V45H259ZM262 46H263V45H262ZM262 46H261V47H262ZM53 47H54V46H53ZM196 47H198V46H196ZM201 47H203V46H201ZM254 47H256V46H254ZM254 47H253V48H254ZM263 47H264V46H263ZM62 48H63V47H62ZM186 48H187V47H186ZM238 48H239V47H238ZM256 48H257V47H256ZM191 49H192V48H191ZM193 49H194V48H193ZM240 49H241V48H240ZM246 49H248V48H246ZM251 49H252V45H251ZM32 50H33V49H32ZM45 50H46V49H45ZM75 50H76V49H75ZM196 50H197V49H196ZM196 50H194V52H195ZM237 50H238V49H237ZM237 50H236V51H237ZM253 50H254V49H253ZM257 50H258V49H257ZM257 50H256V51H257ZM28 51H29V50H28ZM48 51H49V50H48ZM181 51H182V50H181ZM181 51H180V52H181ZM183 51H184V50H183ZM199 51H200V53L202 52L201 50H199ZM230 51H231V50H230ZM230 51H229V52H230ZM8 52H9V51H8ZM36 52H37V50H36ZM178 52H179V51H178ZM187 52H188V51H187ZM203 52H204V51H203ZM240 52H241V51H240ZM242 52H244V51H242ZM247 52H248V51H247ZM247 52H246V53H247ZM3 53H4V52H3ZM9 53H10V52H9ZM24 53H26V52L24 51ZM33 53H34V51H33ZM83 53H84V52H83ZM176 53H177V52H176ZM176 53H175V54H176ZM192 53H193V52H192ZM197 53H199V52H197ZM213 53H214V52H213ZM259 53H260V52H259ZM5 54H6V53H5ZM14 54H15V53H14ZM21 54H22V53H21ZM177 54H178V53H177ZM184 54H185V52H184ZM201 54H203V53H201ZM207 54H208V53H207ZM207 54H206V55H207ZM222 54H223V53H222ZM249 54H250V53H249ZM26 55H27V54H26ZM46 55H48V53H47ZM153 55H154V54H153ZM178 55H181V54H178ZM3 56H4V55H3ZM27 56H28V55H27ZM41 56H42V55H41ZM54 56H55V54H54ZM57 56H58V55H57ZM173 56L176 57L174 54H173ZM173 56H172V57H173ZM198 56H199V55H198ZM10 57H11V54H10ZM52 57H53V56H52ZM68 57H69V56H68ZM73 57H75V56H73ZM96 57H98V56H96ZM96 57H95V58H96ZM150 57H151V56H150ZM172 57H171V59H172ZM180 57H182V56H180ZM187 57H188V56H187ZM187 57H186V58H187ZM194 57H196V56L194 55ZM201 57H202V55H201ZM203 57H204V56H203ZM3 58L5 59V58H6V55H5V57H3ZM12 58H13V57H12ZM22 58H23V57H22ZM42 58H43V57H42ZM64 58H65V57H64ZM75 58H76V57H75ZM178 58H179V57H178ZM189 58H190V57H189ZM196 58H197V57H196ZM226 58H227V57H226ZM228 58H229V57H228ZM260 58H261V57H260ZM260 58H259V59H260ZM0 59H1V58H0ZM8 59H9V58H8ZM53 59H54V58H53ZM53 59L50 60V61L53 62ZM58 59H59V58H58ZM79 59H80V58H79ZM173 59H175V58H173ZM173 59H172V60H173ZM211 59H212V58H211ZM223 59H224V58H223ZM232 59H233V58H232ZM242 59H243V58H242ZM255 59H256V58H255ZM259 59H258V60H259ZM19 60H20V59H19ZM33 60H34V59H33ZM33 60L31 61V63L34 62ZM54 60H55V59H54ZM62 60H63V59H62ZM69 60H70V59H69ZM75 60H76V59H75ZM96 60H99V59H96ZM153 60H154V59H153ZM165 60H166V59H165ZM185 60H186V59H185ZM207 60H208V59H207ZM253 60H254V59H253ZM8 61H10V60H8ZM21 61H22V63H23V60H21ZM83 61H84V60H83ZM89 61H90V60H89ZM92 61H93V59H92ZM94 61H95V60H94ZM155 61H156V60H155ZM158 61H160V60H158ZM179 61H180V60H179ZM182 61H183V59H182ZM187 61H188V60H187ZM190 61H191V60H190ZM190 61H189V62H190ZM196 61H197V60H196ZM196 61H193V63L196 62ZM203 61H204V60H203ZM260 61H261V60H260ZM1 62H2V60H1ZM17 62H18V61H17ZM54 62H55V61H54ZM75 62H76V61H75ZM77 62H79V60H78ZM162 62L164 63V61H162ZM165 62H166V61H165ZM173 62H175V61H173ZM173 62H171V63H173ZM183 62H184V61H183ZM191 62H192V61H191ZM250 62H251V61H250ZM250 62H248V64H249ZM80 63H81V61H80ZM207 63H208V62H207ZM262 63H263V62H262ZM0 64H1V63H0ZM12 64H14V62H13ZM27 64H28V63H27ZM47 64H48V63H47ZM168 64H169V62H168ZM173 64H174V63H173ZM180 64H181V62H180ZM182 64H183V63H182ZM190 64H191V63H190ZM201 64H202V63H201ZM233 64H234V63H233ZM233 64H232V65H233ZM244 64H245V63H244ZM2 65H4V62H3ZM6 65H7V64H6ZM8 65H9V64H8ZM50 65H53V63H51ZM54 65H58V64H54ZM54 65H53V66H54ZM170 65H172V64H169V65H167V66H170ZM174 65H175V64H174ZM185 65H186V64H185ZM236 65H237V64H236ZM4 66H5V65H4ZM16 66H17V65H16ZM58 66H59V65H58ZM77 66H78V65H77ZM92 66H95V65H92ZM172 66H173V65H172ZM172 66H171V67H172ZM175 66H176V65H175ZM191 66H193V65H191ZM237 66H238V65H237ZM239 66H240V65H239ZM11 67H12V66H11ZM11 67H10V68H11ZM19 67H20V66H19ZM83 67H84V66H83ZM90 67H91V66H90ZM90 67H89V68H90ZM195 67H197V66H195ZM198 67H199V66H198ZM225 67H226V66H225ZM243 67H244V66H243ZM258 67H259V66H258ZM1 68H2V67H1ZM52 68H53V67H52ZM60 68H61V67H60ZM80 68H81V67H80ZM93 68H94V67H93ZM97 68H98V67H97ZM180 68H181V70H182L183 67H180ZM200 68H201V67H200ZM200 68H199V69H200ZM244 68H245V67H244ZM259 68H260V67H259ZM262 68L264 69V67H262ZM262 68H261V69H262ZM20 69H21V68H20ZM20 69H19V70H20ZM25 69H26V68H25ZM84 69H85V68H84ZM84 69H83V70H84ZM241 69H242V68H241ZM33 70H34V69H33ZM35 70H37V69H35ZM45 70H46V69H45ZM87 70H88V69H87ZM90 70H91V69H90ZM194 70H195V69H194ZM194 70H193V71H194ZM202 70H203V69H202ZM43 71H44V70H43ZM57 71H58V70H57ZM191 71H192V70H191ZM197 71H198V70H197ZM209 71H210V70H209ZM235 71H236V70H235ZM253 71H254V70H253ZM94 72H95V71H93L92 74H93ZM194 72H195V71H194ZM200 72H201V71H200ZM205 72H206V69H205ZM213 72H214V71H213ZM213 72H211V73H213ZM258 72H260V71H258ZM263 72H264V71H263ZM263 72H262V73H263ZM33 73H34V72H33ZM35 73H37V72H35ZM46 73H47V72H46ZM128 73H130V72H128ZM189 73H190V72H189ZM191 73L193 74V72H191ZM191 73H190V74H191ZM203 73H204V72H203ZM207 73H208V71H207ZM255 73H256V72H255ZM26 74H27V73H26ZM80 74H81V73H80ZM103 74H104V73H103ZM134 74H135V73H134ZM198 74H199V73H198ZM204 74H205V73H204ZM237 74H238V73H237ZM250 74H251V73H250ZM253 74H254V73H253ZM257 74H260V73H257ZM12 75H13V74H11V77H12ZM22 75H23V74H22ZM31 75H32V74H31ZM86 75H87V73H86ZM89 75H91V72H90ZM97 75H98V74H97ZM99 75H101V72H100ZM132 75H133V74H132ZM9 76H10V74H9ZM69 76H70V75H69ZM83 76H84V75H83ZM93 76H94V75H93ZM130 76H131V75H130ZM187 76H188L187 78H190L189 76H191V75H187ZM204 76H205V75H204ZM237 76H238V75H236V77H237ZM240 76H241V75H240ZM249 76H250V75H249ZM251 76H252V75H251ZM257 76H258V75H257ZM22 77H23V76H22ZM22 77H21V78H22ZM53 77H55V75H54ZM70 77H71V76H70ZM84 77H85V76H84ZM95 77H96V75H95ZM244 77H245V76H244ZM259 77H260V76H259ZM261 77H262V76H261ZM24 78H25V77H24ZM31 78H34V77H31ZM56 78H57V76H56ZM88 78H89V77H88ZM88 78H87V79H88ZM90 78H92V77H90ZM93 78H94V77H93ZM191 78H192V77H191ZM196 78L199 79L198 77H196ZM207 78H208V77H207ZM221 78H222V77H221ZM28 79H29V78H28ZM100 79H102V78H100ZM185 79H186V78H185ZM194 79H195V78H194ZM197 79H196V81H195L196 84H197V82H198ZM200 79H202V78L200 77ZM219 79H220V78H218V80H219ZM225 79H226V78H225ZM225 79H224V81H225ZM240 79H242V78H240ZM253 79H255V78H253ZM22 80H23V79H22ZM31 80H32V79H31ZM36 80H37V79H36ZM67 80H68V79H67ZM81 80H83V79L81 78L79 81H81ZM95 80H96V78H95ZM187 80H188V79H186V81H187ZM204 80H205V79H204ZM206 80H207V79H206ZM206 80H205V81H206ZM215 80H216V78H215ZM231 80H232V79H231ZM243 80H244V79H243ZM249 80H250V79H249ZM251 80H252V79H251ZM3 81H4V80H3ZM10 81H11V80H10ZM12 81H13V80H12ZM20 81H21V80H20ZM28 81H29V80H28ZM33 81H34V80H33ZM51 81H52V80H51ZM85 81H86V79H85ZM93 81H94V80H93ZM149 81H150V80H149ZM154 81L156 82V80H154ZM192 81H193V80H192ZM200 81H201V80H200ZM207 81H208V80H207ZM207 81H206V84H208ZM211 81H212V80H211ZM219 81H220V80H219ZM221 81H222V80H221ZM257 81H258V80H257ZM259 81H260V83H258V84H259V87H258V88L256 87L257 90L260 88V86H263V85H264V80H261V78H260ZM31 82H32V81H31ZM61 82H62V81H61ZM86 82H87V81H86ZM90 82H92V81H90ZM90 82H89V83H90ZM94 82H95V81H94ZM94 82H92V84H93ZM99 82H100V81H99ZM161 82H162V81H161ZM166 82H167V81H166ZM213 82H215V81H213ZM235 82H236V81H235ZM238 82H239V81H238ZM251 82H252V81H251ZM10 83L12 84V82H10ZM19 83H20V82H19ZM66 83H67V82H66ZM74 83H75V82H74ZM76 83H77V82H76ZM97 83H98V82H96V84H97ZM114 83H115V82H114ZM116 83H117V82H116ZM156 83H157V82H156ZM233 83H234V81H233ZM240 83H241V82H240ZM242 83H243V82H242ZM59 84H60V83H59ZM105 84H106V83H105ZM105 84H104V85H105ZM109 84H110V83H109ZM109 84H108L107 86H112V89H114L113 85H111V84L109 85ZM151 84H152V83H151ZM151 84L149 83L148 85H151ZM157 84H158V83H157ZM162 84H163V82H162ZM188 84H189V81H188ZM191 84H192V83H191ZM216 84H218V83H216ZM216 84H215V85H212V84H211V85H212V86H216ZM226 84H227V83H226ZM238 84H239V83H238ZM244 84H245V83H244ZM246 84H248V83H246ZM254 84H257V83L255 82ZM254 84H253V85H254ZM69 85H70V84H69ZM69 85H68V86H69ZM90 85H91V84H90ZM120 85H121V84H120ZM182 85H183V84H182ZM201 85H202V84H200L199 86H201ZM209 85H210V82H209ZM235 85H236V84H235ZM251 85H252V83H251ZM3 86H4V85H3ZM7 86H8V85H7ZM7 86H6V87H7ZM50 86H51V85H50ZM54 86H55V85H54ZM63 86H64V85H63ZM75 86H76V84H75ZM75 86H72V85H71V87H73V88H74ZM88 86H89V85H88ZM98 86H99V85H98ZM100 86H101V85H100ZM123 86H124V85H123ZM126 86H127V85H126ZM144 86H145V85H144ZM152 86H153V85H152ZM152 86H151L150 88H152ZM158 86H159V84H158ZM164 86H166V84H165ZM164 86H163V87H164ZM190 86H191V85H190ZM190 86H189V87H190ZM197 86H198V85H197ZM212 86H211V87H212ZM223 86H224V85H223ZM237 86H238V85H237ZM241 86H244V85H241ZM6 87L4 86V88H6ZM9 87H11V86L9 85ZM12 87H14V85H13ZM12 87H11V88H12ZM20 87H21V86H20ZM28 87L30 88L29 84H28V86H27V89H29ZM56 87H57V86H56ZM60 87H61V86H60ZM64 87H65V86H64ZM64 87H63V88H64ZM69 87H70V86H69ZM79 87H80V86H79ZM115 87H116V86H115ZM130 87H131V86H130ZM146 87H147V86H146ZM148 87H149V86H148ZM166 87H168V84H167ZM166 87L163 88V89H167ZM174 87H175V86H174ZM176 87H177V86H176ZM178 87H179V84H178ZM180 87H181V86H180ZM180 87H179V88H180ZM218 87H219V86H218ZM234 87H236V86H234ZM247 87L250 88L249 86H247ZM14 88H15V87H14ZM75 88H76V87H75ZM90 88H93V87H90ZM94 88H95V87H94ZM98 88H99V87H98ZM101 88H103V87H101ZM159 88H160V87H159ZM161 88H162V87H161ZM191 88H192V87H190V89H191ZM202 88H203V87H202ZM229 88H230V87H229ZM232 88H233V87H232ZM232 88H231V89H232ZM240 88H241V87H240ZM27 89H26V91H27ZM66 89H67V88H66ZM84 89H85V88H84ZM99 89H100V88H99ZM124 89H127V88L124 87ZM146 89H148V88H146ZM152 89H153V88H152ZM175 89H177V88H175ZM196 89H197V88H196ZM203 89H204V88H203ZM234 89H235V88H234ZM263 89H264V88H263ZM7 90H8V88H7ZM16 90H17V89H16ZM22 90H23V89H22ZM33 90H34V88L31 89V91H33ZM41 90H44V89H40V91H41ZM51 90H52V88H51ZM55 90H56V89H54V91H55ZM58 90H59V88H58ZM80 90H81V89H80ZM150 90H151V89H150ZM155 90H156V88H155ZM155 90H154V91H155ZM160 90H161V89H160ZM177 90H178V89H177ZM185 90H186V89H185ZM223 90H224V89H223ZM232 90H233V89H232ZM238 90H239V89H238ZM247 90L250 91V89H247V88H246V91H247ZM257 90H255V91H257ZM9 91H10V90H9ZM14 91H15V89H14ZM19 91H20V89H19ZM29 91H30V90H29ZM60 91L62 92V90H60ZM63 91L66 92L64 89H63ZM74 91H75V90H74ZM76 91H77V90H76ZM76 91H75V92H76ZM91 91H94V90H91ZM110 91H111V89H110ZM120 91H121V90H120ZM129 91H130V90H129ZM145 91H147V90H145ZM158 91H159V90H158ZM164 91H165V90H164ZM164 91H163V92H164ZM192 91H193V89H192ZM260 91H261V88H260ZM3 92H4V91H3ZM3 92H2V93H3ZM5 92H6V90H5ZM37 92H38V90H37ZM37 92H36V93H37ZM64 92H63V93H64ZM67 92H68V91H67ZM70 92H71V90H70ZM101 92H102V91H101ZM123 92H126V91H123ZM161 92H162V91H161ZM186 92H187V91H186ZM190 92H191V91H190ZM194 92H195V91H194ZM198 92H199V91H198ZM198 92H196V93H198ZM215 92H216V91H215ZM224 92H225V91H224ZM229 92H230V91H229ZM238 92H239V91H238ZM238 92H236V93H238ZM241 92H242V91H241ZM241 92H240V93H241ZM243 92H245L244 89H243ZM258 92H259V91H258ZM261 92H262V91H261ZM8 93H9V92H7V94H8ZM25 93H26V92H25ZM48 93H50V92H48ZM55 93H57V91H56ZM71 93H72V92H71ZM73 93H74V92H73ZM87 93H89V92H87ZM105 93H106V91H105ZM118 93H119V92H118ZM126 93H127V92H126ZM151 93H152V92H151ZM159 93H160V92H159ZM175 93H176V92H175ZM182 93H183V92H182ZM187 93H188V92H187ZM191 93H192V95L194 94L193 92H191ZM201 93H202V92H201ZM210 93H211V92H210ZM220 93H221V92H220ZM246 93L248 94V92H246ZM254 93H255V92H254ZM254 93H253V96H254ZM262 93H263V92H262ZM4 94H5V93H4ZM9 94H11V93H9ZM9 94H8V95H9ZM12 94H13V93H12ZM26 94H28V93H26ZM43 94H46V93H43ZM91 94H92V93H91ZM102 94H103V93H102ZM123 94H124V93H123ZM160 94H161V93H160ZM160 94H159V95H160ZM177 94H178V93H177ZM177 94H176V95H177ZM184 94H185V93H184ZM189 94H190V93H188V95H189ZM260 94H261V93H260ZM260 94H258V95L260 96ZM14 95H15V94H14ZM17 95H18V94H17ZM28 95H29V94H28ZM30 95H31V93H30ZM54 95L56 96V94H54ZM96 95H97V93H96ZM99 95H101V93H99ZM115 95H116V94H115ZM155 95H156V93H155ZM159 95H158V96H159ZM176 95H175V96H176ZM180 95H181V93H180ZM197 95H198V94H196V96H197ZM199 95H200V94H199ZM204 95H205V94H204ZM239 95L241 96V94H239ZM12 96H13V95H12ZM20 96H21V95H20ZM23 96H24V94H23ZM23 96H22V97H23ZM26 96H27V95H26ZM26 96H25V97H26ZM32 96H33V95H32ZM36 96H37V95H36ZM38 96H41V93H39ZM38 96H37V98L39 99L40 97H38ZM47 96H48V95H47ZM50 96H51V95H50ZM59 96H60V95H59ZM83 96H84V95H83ZM132 96H134V95H132ZM169 96H170V95H169ZM169 96H168V97H169ZM193 96H194V95H193ZM202 96H203V95H201V97H202ZM210 96H211V95H210ZM212 96H213V94H212ZM226 96H227V95H226ZM250 96H251V95H250ZM250 96H249V97H250ZM253 96H252V97H253ZM3 97H4V96H3ZM5 97H6V96H5ZM7 97H8V96H7ZM15 97H16V96H15ZM17 97H18V96H17ZM25 97H23V98H25ZM42 97H43V95H42ZM42 97H41V98H42ZM45 97H46V96H45ZM45 97H44V98H45ZM56 97H57V96H56ZM77 97H78V96H77ZM86 97H87V96H86ZM93 97H94V96H93ZM106 97H107V96H105V98H106ZM108 97H109V96H108ZM114 97H115V96H114ZM123 97H124V96H123ZM129 97H130V96H127V98H129ZM134 97H135V96H134ZM146 97H147V96H146ZM163 97H165V96H163ZM173 97H174V96H173ZM188 97H189V96H188ZM198 97H199V96H198ZM201 97H200V98H201ZM230 97H231V96H230ZM230 97H229V98H230ZM235 97H236V96H235ZM243 97L245 98V96H243ZM255 97H257V96H255ZM261 97H262V96H261ZM9 98H11V97H9ZM9 98H8V99H9ZM20 98H21V97H20ZM30 98H31V97H30ZM34 98H35V97H34ZM52 98L55 99L54 97H52ZM59 98H60V97H59ZM64 98H65V97H64ZM79 98H80V97H79ZM79 98H78V99H79ZM103 98H104V96H103ZM109 98H110V97H109ZM135 98H136V97H135ZM135 98H133V100H134ZM138 98H139V97H138ZM141 98H143V97H141ZM150 98H151V97H150ZM152 98H154V97H152ZM158 98H159V97H158ZM174 98H175V97H174ZM203 98H205V96H204ZM227 98H228V97H227ZM247 98H248V97H246V99H247ZM250 98H251V97H250ZM8 99H7V100H6V98L2 99V97H1L0 100H6V101L11 100V99H9V100H8ZM42 99H43V98H42ZM66 99H67V98H66ZM66 99H65V100H66ZM72 99H73V98H72ZM87 99H88V98H87ZM89 99H90V98H89ZM159 99H160V98H159ZM180 99H181V98H180ZM182 99H183V96H182ZM186 99H187V98H186ZM188 99H189V98H188ZM190 99H192V98H190ZM193 99H194V101H195V98H193ZM198 99H199V98H198ZM205 99H206V98H205ZM222 99H223V98H222ZM237 99H238V98H237ZM239 99H240V97H239ZM251 99H253V98H251ZM251 99H248V101H249V100L251 101ZM257 99H258V98H257ZM23 100H24V99H22V101H23ZM32 100H33V99H32ZM60 100L62 101V98H61ZM83 100H84V99H83ZM112 100H113V99H112ZM136 100H137V99H136ZM142 100H143V99H142ZM162 100H163V99H162ZM172 100H173V99H172ZM209 100H210V99H209ZM241 100H242V99H241ZM244 100H245V99H244ZM255 100H256V99H255ZM255 100H254V101H255ZM262 100H263V97H262ZM262 100H261V101H262ZM11 101H13V100H11ZM11 101H10V102H11ZM22 101H21V102H22ZM25 101H26V98H25ZM27 101H28V99H27ZM35 101L37 102L38 100L35 99L34 102H35ZM47 101H48V100H47ZM47 101H46V102H47ZM50 101H51V100H50ZM50 101H48V102H50ZM52 101H53V100H52ZM55 101H57V99H56ZM63 101H64V100H63ZM72 101H75V100H72ZM88 101H89V100H87V102H88ZM119 101H121L120 98H119ZM153 101H155V100H153ZM183 101H184V99H183ZM185 101H186V100H185ZM197 101H198V100H197ZM203 101H204V100H203ZM212 101H213V100H212ZM215 101H216V99H215ZM242 101H243V100H242ZM242 101H239V102L241 103ZM16 102H17V101H16ZM18 102H19V101H18ZM18 102H17V103H18ZM48 102H47V103H48ZM69 102H70V101H69ZM69 102H68V104H69ZM76 102H77V99H76ZM79 102H80V101H79ZM83 102H84V101H83ZM90 102H91V101H90ZM98 102H99V101H98ZM127 102H128V100H127ZM137 102H138V101H137ZM157 102H158V101H157ZM157 102H156V103H157ZM166 102H167V100H166ZM181 102H182V101H181ZM181 102H179V103H181ZM192 102H193V101H192ZM205 102H206V101H205ZM229 102H230V101H229ZM237 102H238V101H237ZM244 102H245V101H244ZM256 102H257V101H256ZM2 103H4V102H2ZM8 103H9V102H8ZM8 103H7V105H8ZM17 103H14V104H17ZM44 103H45V102H44ZM54 103H55V102H54ZM64 103H65V105H67L66 102H64ZM107 103H108V102H107ZM111 103H112V102H111ZM125 103H126V102H125ZM149 103H150V102H149ZM156 103H154V104H156ZM161 103H162V102H161ZM161 103H160V104H161ZM163 103H164V102H163ZM169 103H170V101H169ZM169 103H168V104H169ZM173 103H174V100H173ZM183 103H184V102H183ZM194 103H195V102H194ZM224 103H226V102H224ZM232 103H234V101H232ZM240 103H239V104H240ZM252 103H253V100H252ZM252 103H249V104H251V105H255V104H252ZM20 104H22V103L19 102V105H20ZM42 104H43V103H42ZM48 104H49V103H48ZM72 104H73V103H72ZM81 104H82V102H81ZM81 104L79 103V105H81ZM117 104H118V103H117ZM150 104H151V103H150ZM154 104H152V105H154ZM181 104H182V103H181ZM235 104H236V102H235ZM241 104H242V103H241ZM241 104H240V105H241ZM244 104H245V103H244ZM2 105H3V104H2ZM2 105H1V106H2ZM23 105H24L23 107H25L27 104H26V105L23 104ZM29 105H31V104H29ZM37 105H38V104H37ZM49 105H53V104H49ZM60 105H61V103H60ZM74 105H75V103H74ZM83 105H84V103H83ZM90 105H92V104H90ZM119 105L121 106L120 103H119ZM119 105H118V107H119ZM143 105H144V104H143ZM143 105H142V108H145ZM146 105H147V104H146ZM146 105H145V106H146ZM148 105H149V104H148ZM152 105H151V106H152ZM156 105H157V104H156ZM158 105H159V104H158ZM163 105H164V104H163ZM166 105H167V104H166ZM174 105H175V104H174ZM177 105H178V104H177ZM186 105H187V103H186ZM220 105H221V104H220ZM226 105H227V104H226ZM15 106H16V105H15ZM32 106H33V105H31V107H32ZM53 106H54V105H53ZM57 106H58V104H57ZM62 106H63V105H62ZM111 106H112V105H111ZM132 106H133V105H132ZM132 106L130 107L131 109H132ZM139 106H140V105H139ZM164 106H165V105H164ZM172 106H173V104H172ZM183 106H184V105H183ZM189 106H190V104H189ZM215 106H216V105H215ZM236 106H237V105H236ZM242 106H243V104H242ZM246 106H248V105H246ZM246 106H245V107H246ZM256 106H258V105H256ZM260 106H261V105H260ZM3 107H4V105H3ZM6 107L8 108V106H6ZM6 107H4V108H6ZM11 107H13L12 104H11ZM29 107H30V106H29ZM38 107H39V106H38ZM47 107H48V106H47ZM47 107L44 106V108H47ZM66 107H67V106H66ZM66 107H64V108H66ZM115 107H117V106H115ZM123 107H124V106H123ZM149 107H150V106H149ZM160 107H161V105H160ZM165 107H166V106H165ZM167 107H168V106H167ZM176 107H177V106H176ZM176 107H175L174 109H176ZM178 107H181V105L178 106ZM178 107H177V108H178ZM187 107H188V106H187ZM187 107H186V108H187ZM199 107H200V106H199ZM202 107H203V106H202ZM206 107H207V106H206ZM224 107H225V106H224ZM238 107H239V106H238ZM251 107H252V106H251ZM251 107H250V108H251ZM19 108H20V107H19ZM19 108H18V109H19ZM27 108H28V106H27ZM48 108H49V107H48ZM136 108H137V107H136ZM136 108H135V109H136ZM139 108H140V107H139ZM142 108H141V109H142ZM163 108H164V107H163ZM170 108H171V107H170ZM181 108H182V107H181ZM183 108H185V107H183ZM189 108H190V107H189ZM189 108H187V110H188ZM204 108H205V107H204ZM208 108H209V107H208ZM243 108H244V107H243ZM253 108H254V107H253ZM255 108H256V107H255ZM255 108H254V109H255ZM261 108H262V106H261ZM2 109H3V108H2ZM2 109H1V110H2ZM14 109H15V108H10V107H9V110H14ZM16 109H17V108H16ZM51 109H52V108H51ZM54 109H55V108H54ZM58 109H59V108H58ZM68 109H69V107H68ZM71 109H72V108H71ZM71 109H70V110H71ZM73 109H75V107H74ZM99 109H100V108H99ZM126 109H127V108H126ZM133 109H134V107H133ZM133 109H132V110H133ZM141 109H138V110L140 111ZM152 109H153V111H156V110H155L156 108H155V109L152 108ZM152 109H151V110H152ZM157 109L160 110V108H158V106H157ZM178 109H179V108H178ZM192 109L195 110V108H192ZM198 109H199V108H198ZM200 109H201V108H200ZM211 109H213V107H212ZM239 109H240V108H239ZM3 110H4V109H3ZM61 110H63L62 107H61ZM66 110H67V109H66ZM81 110H82V109H81ZM96 110H97V109H96ZM100 110H102V109H100ZM105 110H106V109H105ZM128 110H129V109H128ZM132 110L130 111V113L132 112ZM159 110H158V111H159ZM163 110H164V109H163ZM170 110H171V109H170ZM176 110H177V109H176ZM176 110H175V111H176ZM185 110H186V109H185ZM194 110H192V111L194 112ZM241 110H242V109H241ZM241 110H238V111H241ZM257 110H258V109H257ZM64 111H65V110H64ZM90 111H91V110H90ZM90 111H88L89 114H90ZM123 111H124V110H123ZM136 111H137V110H136ZM153 111H151V112H153ZM158 111H157V112H158ZM160 111H162V108H161ZM178 111H179V110H178ZM182 111H183V109H182L180 112H182ZM190 111H191V108H190ZM190 111H189V112H190ZM197 111H198V110H197ZM197 111H196V112H197ZM204 111H205V110H204ZM224 111H227V110H224ZM228 111H229V110H228ZM228 111H227V112H228ZM247 111H248V110H247ZM249 111H250V110H249ZM17 112H18V111H17ZM37 112H38V111H37ZM45 112H46V111H45ZM119 112H120V110H119ZM145 112H147V111L145 110ZM148 112H149V111H148ZM157 112H156V114H154V113H153V114H154V115H157ZM162 112H163V111H162ZM166 112H167V111H166ZM176 112H177V111H176ZM180 112H179V113H180ZM185 112H186V111H185ZM193 112H191V113H193ZM200 112H202V111H200ZM208 112H209V111H208ZM212 112H213V111H212ZM212 112H211V113H212ZM250 112H251V111H250ZM7 113H8V112H7ZM26 113H27V112H26ZM74 113H77V112H74ZM83 113H84V111H83ZM94 113H96V112H94ZM97 113H98V112H97ZM97 113H96V114H97ZM106 113H107V112H106ZM127 113H128V112H127ZM138 113H139V112H138ZM138 113H137V114H138ZM149 113H150V112H149ZM149 113H148V114H149ZM171 113H172V112H171ZM179 113L177 112V114H179ZM182 113H183V112H182ZM224 113H225V112H224ZM224 113H223V115H224ZM239 113H240V112H239ZM239 113H238V115H240ZM244 113H245V112H244ZM244 113H243V115H244ZM263 113H264V110H263ZM4 114H5V113H4ZM4 114H2V116H3ZM8 114H9V113H8ZM39 114H41V113L39 112ZM65 114H66V112H65ZM77 114H78V113H77ZM84 114H85V113H84ZM119 114H120V113H119ZM125 114H126V113H125ZM134 114H135V111H134ZM140 114H141V113H140ZM142 114H144V113H142ZM150 114H151V113H150ZM150 114H149V115H150ZM159 114H161V112H160ZM165 114H166V113H165ZM167 114H168V113H167ZM173 114H174V113H172L171 116H173ZM194 114H195V113H194ZM197 114H198V113H197ZM197 114H195V115L197 116ZM207 114H208V113H207ZM207 114H205V116H206ZM215 114H216V113H215ZM215 114L213 113V114H211V116H212V115H215ZM241 114H242V113H241ZM246 114H248V112H247ZM251 114H252V112H251ZM251 114H250V115H251ZM254 114H257L256 109H255ZM261 114H262V111H261ZM0 115H1V114H0ZM32 115H33V114H32ZM44 115H45V114H44ZM47 115H48V114H47ZM50 115H51V114H50ZM80 115H81V114H80ZM85 115H86V114H85ZM105 115H106V114H105ZM110 115H111V113H110ZM114 115H115V114H114ZM117 115H118V113H117ZM123 115H124V114H123ZM188 115H189V114H188ZM188 115H187V116H188ZM190 115H191V114H190ZM199 115L201 116V114H199ZM217 115H218V114H217ZM227 115H228V114H227ZM258 115L260 116V113H258ZM258 115H257V116H258ZM2 116H1V117H2ZM20 116H21V115H20ZM28 116H29V115H28ZM33 116H34V115H33ZM64 116H65V115H64ZM74 116H75V115H74ZM76 116H77V115H76ZM82 116L85 117L84 115H82ZM87 116H88V114H87ZM87 116H86V117H87ZM92 116H94V114H93ZM121 116H122V114H121ZM134 116H135V115H134ZM150 116H153V115L151 114ZM180 116H181V114H180ZM180 116H179V117H180ZM185 116H186V115H185ZM232 116H233V115H232ZM232 116H230V114H229V117H232ZM241 116H242V115H241ZM245 116H246V115H245ZM252 116H253V115H252ZM252 116H250V117H252ZM257 116L255 115L254 117H257ZM262 116H264V115H262ZM262 116H261V117H262ZM4 117H5V116H4ZM6 117H7V116H6ZM90 117H91V115H90ZM106 117H107V116H106ZM111 117H112V116H111ZM114 117H115V116H114ZM116 117H117V116H116ZM129 117H132V116H130V114H129ZM144 117H145V115H144ZM144 117H143V118H144ZM153 117H156V118H157L158 115H157V116H153ZM162 117H164V116H162ZM175 117H176V116H175ZM179 117H178V118H179ZM191 117H192V116H191ZM191 117H190V118H191ZM212 117H213V116H212ZM222 117H223V116H222ZM227 117H228V116H227ZM247 117H248V115L245 117V118H246V121L249 120V118H248V120H247ZM254 117H253V120H254ZM10 118H11V117H10ZM12 118H14V117H12ZM18 118H20V117L18 116ZM47 118H48V116H47ZM52 118H53V117H52ZM52 118H51V119H52ZM59 118H60V117H59ZM59 118H58V119H59ZM67 118H69V117H67ZM72 118H73V117H72ZM91 118H92V117H91ZM91 118H90V119H91ZM103 118H104V116H102L101 119H103ZM108 118H109V117H108ZM124 118H125V117H124ZM127 118H128V117H127ZM141 118H142V117H140V119H139L140 121H142ZM150 118H152V117H150ZM156 118H155V119H156ZM173 118H174V117H173ZM173 118H172V119H173ZM204 118H205V117H204ZM204 118H203V119H204ZM219 118H220V117H219ZM238 118H240V117H238ZM241 118H243V117H241ZM241 118H240V119H241ZM245 118H243V119H245ZM257 118H258V117H257ZM262 118H263V117H262ZM2 119H3V117H2ZM7 119H8V118H7ZM33 119H34V118H33ZM33 119H32V120H33ZM56 119H57V118L55 117L54 120H56ZM79 119H80V118H79ZM92 119H94V118H92ZM92 119H91V120H92ZM111 119H112V118H110V120H111ZM117 119H118V118H117ZM117 119H115V120H117ZM119 119H120V118H119ZM145 119H146V118H145ZM184 119H185V118H184ZM187 119H188V118H187ZM192 119H193V118H192ZM192 119H191V121H194V119H193V120H192ZM216 119H217V116H216ZM231 119H232V118H231ZM260 119H261V118H260ZM39 120H40V119H39ZM39 120H38V121H39ZM86 120H88V119H86ZM104 120H105V119H104ZM108 120H109V119H108ZM115 120H112V121L114 122ZM121 120H122V119H121ZM125 120H126V119H125ZM130 120H131V119H130ZM146 120H147V119H146ZM146 120H145V121H146ZM169 120H170V119H169ZM173 120H174V119H173ZM178 120H179V119H178ZM180 120H181V119H180ZM182 120H183V117H182ZM198 120H199V117H198ZM211 120H212V119H211ZM233 120H234V117H233ZM237 120H239V119H237ZM241 120H242V119H241ZM261 120H262V119H261ZM0 121H2V120H0ZM7 121H8V120H7ZM23 121H24V120H23ZM41 121H42V120H41ZM49 121L52 122L51 120H49ZM49 121H48V122H49ZM66 121H67V120H66ZM69 121H70V120H69ZM76 121H77V120H76ZM78 121H79V120H78ZM97 121H98V120H97ZM119 121H120V120H119ZM128 121H129V120H128ZM133 121H134V120H133ZM137 121H138V119H137ZM137 121H136V122H137ZM140 121H139V122H140ZM150 121H152V120H150ZM153 121H154V120H153ZM161 121H162V120H161ZM165 121H167V120L165 119ZM183 121H184V120H183ZM187 121H189V120H187ZM187 121H185V122H187ZM205 121H206V120H205ZM221 121H223V120H221ZM234 121H235V120H234ZM234 121H232V122H234ZM249 121H252V120H249ZM263 121H264V120H262V122H263ZM9 122H10V121H9ZM15 122H16V121H15ZM24 122H25V121H24ZM45 122H46V121H45ZM48 122H47V123H48ZM86 122H87V121H86ZM86 122H85V123H86ZM92 122H93V120H92ZM94 122H96V121L94 120ZM98 122H99V121H98ZM101 122L103 123V120H101ZM108 122H109V121H108ZM113 122H112V124H113ZM116 122H117V121H116ZM116 122H115V123H116ZM129 122H130V121H129ZM134 122H135V121H134ZM136 122H135V123H136ZM162 122H163V121H162ZM162 122H161V123H162ZM174 122H176V121H174ZM179 122H182V121H179ZM195 122H196V121H195ZM197 122H198V121H197ZM219 122H220V121H219ZM230 122H231V121H230ZM239 122H240V121H238V123H239ZM241 122H242V121H241ZM241 122H240V125H243ZM256 122L258 123V120L255 121V123H256ZM7 123H8V122H7ZM31 123H32V122H31ZM52 123H53V122H52ZM62 123H64V122H62ZM67 123H68V122H67ZM72 123H73V122H72ZM79 123H80V122H79ZM99 123H100V122H99ZM99 123H97V124H99ZM104 123H105V122H104ZM119 123H120V122H119ZM119 123H118V124H119ZM121 123H122V122H121ZM125 123H126V122H125ZM127 123H128V122H127ZM140 123H141V122H140ZM171 123H172V121H171ZM171 123H169V124H171ZM201 123H202V122H201ZM204 123H205V122H204ZM207 123H208V122H207ZM216 123H217V122H216ZM226 123H227V122H226ZM245 123H246V122H245ZM249 123H250V122H248V124H249ZM255 123H254V126H255ZM257 123H256V124H257ZM260 123H261V121H260ZM263 123H264V122H263ZM263 123H262V124H263ZM3 124H4V123H3ZM12 124H13V123H12ZM16 124H17V123H16ZM43 124H45V123H43ZM50 124H51V123H50ZM69 124H70V123H69ZM75 124H76V123H75ZM89 124H90V123H89ZM109 124H110V123H109ZM112 124H111V125H112ZM141 124H142V123H141ZM150 124H151V123H150ZM150 124H149V125H150ZM158 124H159V123H158ZM172 124H174V123H172ZM197 124H198V123H197ZM202 124H203V123H202ZM210 124H211V122H210ZM210 124H209V125H210ZM214 124H215V123H214ZM214 124H213V125H214ZM217 124H218V123H217ZM227 124H228V123H227ZM233 124H234V123H233ZM236 124H237V122H236ZM0 125H1V124H0ZM32 125H34V124H32ZM38 125H39V124H38ZM58 125H59V123H58ZM91 125H92V124H91ZM106 125H107V124H106ZM106 125H105V127H106ZM125 125H126V124H125ZM138 125H139V124H138ZM142 125H143V124H142ZM161 125H162V124H161ZM184 125H185V124H184ZM192 125H193V124H192ZM192 125H190V126L192 127ZM194 125H195V124H194ZM204 125H206V123L203 124V127H204ZM211 125H212V124H211ZM215 125H216V124H215ZM215 125H214V126H215ZM219 125H220V124H219ZM224 125H225V124H224ZM249 125H250V124H249ZM251 125H253V123H251ZM251 125H250V126H251ZM260 125H261V124H259V126H260ZM30 126H31V124H30ZM41 126H42V125H41ZM41 126H40V127H41ZM43 126H44V125H43ZM48 126H49V125H48ZM50 126H51V125H50ZM65 126H66V124H65ZM67 126H68V125H67ZM72 126H73V125H72ZM100 126H101V125H100ZM103 126H104V125H103ZM113 126H114V125H113ZM129 126H130V125H129ZM152 126H154V125H152ZM165 126H166V125H165ZM171 126H174V125H171ZM176 126H177V125H176ZM178 126H179V125H178ZM201 126H202V125H201ZM216 126H218V125H216ZM221 126H222V125H221ZM232 126H234V125H232ZM232 126H231V128H232ZM237 126H238V124H237ZM245 126H246V125H245ZM245 126H244V127H245ZM259 126H258V127H259ZM15 127H16V126H15ZM22 127H23V126H22ZM53 127H54V126H53ZM74 127H75V126H74ZM77 127H78V126H77ZM79 127H80V126H79ZM79 127H78V128H79ZM93 127H94V126H93ZM118 127H119V126H118ZM122 127H123V126H122ZM127 127H128V125H127ZM135 127H136V125H135ZM143 127H144V125H143ZM146 127H147V126H146ZM161 127H163V126H161ZM186 127H187V126H186ZM193 127H194V126H193ZM193 127H192V129H193ZM195 127H196V126H195ZM197 127H198V126H197ZM203 127H201V128H203ZM205 127L208 128L207 125H206ZM209 127H210V126H209ZM212 127H213V126H212ZM219 127H220V126H219ZM225 127H226V129H228L227 126H225ZM234 127H236V125H235ZM234 127H233V128H234ZM242 127H243V126H242ZM247 127H249V126H247ZM251 127H252V126H251ZM251 127H250V128H251ZM258 127H257V130H259ZM262 127H263V126H262ZM35 128H36V127H35ZM58 128H59V127H58ZM65 128H66V127H65ZM96 128H97V127H96ZM98 128H100V127H98ZM98 128H97V129H98ZM110 128H111V127H110ZM115 128H117V127H115ZM124 128H125V130H126V127H124ZM124 128H123V131H122V132L125 133ZM132 128H133V127H132ZM157 128H158V130L161 129V128L159 129V126H158ZM163 128H164V127H163ZM172 128H174V127H172ZM188 128H189V125H188ZM214 128H215V127H213V129H214ZM222 128H224V126H222ZM240 128H241V127H240ZM259 128H260V127H259ZM23 129H24V128H23ZM50 129H51V128H50ZM55 129L57 130V128H55ZM63 129H64V128H63ZM73 129H74V128H73ZM100 129H102V127H101ZM107 129H108V128H107ZM128 129L130 130V129H131V126H130ZM142 129H143V128H142ZM142 129H141V130H142ZM146 129H148V128H146ZM154 129H156V128L154 127ZM175 129H176V128H175ZM189 129H190V128H189ZM192 129H191V130H192ZM194 129H195V128H194ZM194 129H193V130H194ZM198 129H199V128H198ZM203 129H204V128H203ZM208 129H209V128H208ZM210 129H211V127H210ZM215 129H216V128H215ZM224 129H225V128H224ZM226 129H225V130H226ZM235 129H236V128H235ZM251 129H254V130H255V127L251 128ZM260 129H261V128H260ZM263 129H264V128H263ZM12 130H13V128H12ZM12 130H11V131H12ZM26 130H27V129H26ZM31 130H33V129L31 128ZM31 130H30V131H31ZM48 130H49V129H48ZM77 130H78V129H76V136L79 137V135H77ZM88 130H89V129H88ZM93 130H94V129H93ZM133 130H134V128H133ZM136 130H137V129H136ZM177 130H178V129H177ZM177 130H176V131H177ZM180 130H181V127H180ZM201 130H202V129H201ZM211 130H212V129H211ZM219 130H220V129H219ZM221 130H222V129H221ZM225 130H224V131H225ZM237 130H238V128H237ZM245 130H249V129H245ZM1 131H2V130H1ZM22 131H23V130H22ZM37 131H38V130H37ZM62 131H63V130H62ZM62 131H61V132H62ZM73 131H74V130H73ZM85 131H86V130H85ZM95 131H96V129H95ZM114 131H115V129H114ZM114 131H112V132H113V133H116V132H117V131H116V132H114ZM130 131L132 132V130H130ZM142 131L145 132L144 130H142ZM155 131H156V130H155ZM170 131H171V130H170ZM204 131H205V130H204ZM204 131H203V132H204ZM213 131L215 132V130H213ZM213 131H212V132H213ZM217 131H218V129H217ZM226 131H227V130H226ZM232 131H233V129H232ZM234 131H235V130H234ZM243 131H244V129H243ZM3 132H4V131H3ZM26 132H27V131H25L24 133H26ZM39 132H40V131H39ZM50 132H51V131H50ZM71 132H72V131H70V133H71ZM78 132H79V131H78ZM83 132H84V131H82V133H83ZM86 132H87V131H86ZM88 132H90V130H89ZM102 132H103V130H102ZM104 132H105V131H104ZM104 132H103V134H104ZM108 132H109V131H108ZM120 132H121V131H120ZM122 132H121V133H122ZM131 132H129V133H131ZM136 132H137V131H136ZM136 132H135V133H136ZM160 132H161V131H160ZM181 132H182V130H181ZM186 132H187V130H186ZM203 132H202V133H203ZM252 132H254V131L252 130ZM257 132H258V131H257ZM257 132H256V133H257ZM30 133H31V132H30ZM43 133H44V132H43ZM46 133H47V132H46ZM54 133H56V132H54ZM65 133H66V131H65ZM68 133H69V132H68ZM109 133H110V132H109ZM109 133H108V134H109ZM113 133H112V134H113ZM118 133H119V132H118ZM124 133H122V134H124ZM146 133H147V131H146ZM176 133H177V132H176ZM182 133L184 134L185 132H182ZM194 133H195V132H194ZM194 133H193V135H194ZM204 133H206V132H204ZM209 133H210V132H209ZM220 133L225 134L226 132L224 133L223 130H222V132H220ZM240 133H241V132H240ZM247 133H248V132H247ZM261 133H262V132H261ZM47 134H48V133H47ZM52 134H53V133H52ZM63 134H64V133H63ZM72 134H73V133H72ZM83 134H84V133H83ZM87 134H89V133H87ZM97 134H98V133H97ZM99 134H100V133H99ZM112 134H111V135H112ZM139 134H140V133H139ZM158 134H159V133H158ZM158 134H157V136H159ZM165 134H166V133H165ZM177 134H178V133H177ZM185 134H186V133H185ZM191 134H192V133H191ZM206 134H207V133H206ZM227 134H228V133H227ZM227 134H226V135H227ZM244 134H245V133H244ZM244 134H243V135H244ZM252 134H253V133H252ZM259 134H260V133H259ZM34 135H35V134H34ZM38 135H39V134H38ZM53 135H54V134H53ZM68 135H69V134H68ZM93 135H94V134H93ZM101 135H102V134H101ZM111 135H110V137H111ZM113 135H114V134H113ZM116 135H117V134H115V136H114L115 138H116ZM119 135H120V134H119ZM126 135H127V134H126ZM137 135H138V134H137ZM140 135H141V134H140ZM145 135H146V134H145ZM161 135H163V134H161ZM174 135H175V133H174ZM180 135H182V134H179V136H180ZM201 135H204V134H201ZM201 135H200V136H201ZM216 135H217V132H216ZM216 135H215V136H216ZM231 135H232V134H231ZM236 135H237V134H236ZM255 135H256V137H258L257 134H255ZM263 135H264V134H263ZM55 136H56V135H55ZM55 136H53V137H55ZM58 136H59V135H58ZM69 136H70V135H69ZM81 136H82V134H81ZM81 136H80V137H81ZM90 136H91V135H90ZM102 136H103V135H102ZM105 136H107V135H105ZM108 136H109V135H108ZM129 136H130V135H129ZM135 136H136V135H135ZM142 136H143V135H142ZM148 136H150V135H148ZM163 136H164V135H163ZM170 136H171V135H170ZM182 136H183V135H182ZM204 136H205V135H204ZM228 136H230V134H229ZM244 136L246 137V135H244ZM247 136H250V135H247ZM252 136H253V135H252ZM7 137H8V136H7ZM28 137H30V135H29ZM37 137H38V136H37ZM42 137H43V135H42ZM59 137H60V136H59ZM71 137H72V136H70V138H71ZM78 137H77V138H78ZM98 137H99V135H98ZM103 137H104V136H103ZM103 137H102V138H103ZM114 137H113V139L115 140ZM120 137H121V136H120ZM131 137L134 138V136H131ZM136 137L138 138V136H136ZM146 137H147V135H146ZM166 137H167V136H166ZM171 137H173V136H171ZM175 137H177V136H175ZM232 137H234V136L232 135ZM235 137H236V136H235ZM238 137H240V139H241L242 135H241V136L238 135ZM250 137H251V136H250ZM259 137H261V136L259 135ZM10 138H12V137H10ZM34 138H36V137H34ZM51 138H52V137H51ZM60 138H61V137H60ZM75 138H76V137H75ZM81 138H82V137H81ZM95 138H96V133H95ZM108 138H109V137H108ZM122 138H123V136H122ZM142 138H143V137H142ZM182 138H183V137H182ZM185 138H186V137H185ZM196 138H197V137H196ZM208 138H209V137H208ZM222 138H223V136L221 137V139H222ZM253 138H254V137H253ZM8 139H9V138H8ZM54 139H55V138H54ZM61 139H62V138H61ZM66 139H67V138H66ZM68 139H69V138H68ZM105 139H106V138H105ZM110 139H111V138H110ZM113 139H112V140H113ZM117 139H120V138L118 137ZM134 139H136V138H134ZM152 139H153V138H152ZM152 139H151V140H152ZM168 139H169V138H168ZM178 139H179V138H178ZM206 139H207V138H206ZM216 139H217V138H216ZM228 139H229V138H228ZM236 139H237V138H236ZM246 139L248 140V138H246ZM256 139H257V138H256ZM263 139H264V138H263V136H262V140H263ZM12 140H13V139H12ZM17 140H18V139H17ZM57 140H58V139H57ZM63 140H64V139H63ZM82 140H83V139H82ZM84 140H85V139H84ZM125 140H126V136H125ZM129 140H130V139H129ZM143 140H144V138H143ZM143 140H142V141H143ZM147 140H149V139H147ZM209 140H210V139H209ZM224 140H227V139L224 138ZM247 140L245 141V143L247 142ZM251 140H252V139H251ZM253 140H254V139H253ZM260 140H261V138H260ZM262 140H261V141H262ZM61 141H62V140H61ZM72 141H73V140H72ZM74 141H77V139L74 140ZM74 141H73V142H74ZM98 141H99V140H98ZM100 141H101V139H100ZM106 141H107V140H106ZM115 141H116V140H115ZM117 141H118V140H117ZM122 141H123V140H122ZM131 141H132V139H131ZM138 141H140V139H139ZM142 141H141V142H142ZM144 141H145V140H144ZM152 141H154V140H152ZM152 141H151V142H152ZM179 141H180V140H179ZM184 141H185V139H184ZM214 141H215V140H214ZM237 141H238V140H237ZM239 141H240V140H239ZM257 141H258V139H257ZM257 141H256V142H257ZM13 142H14V141H13ZM67 142H68V141H67ZM67 142H66V143H67ZM77 142H78V141H77ZM102 142H103V141H102ZM120 142H121V140H120ZM170 142H173V143H174V140H173V141H170ZM175 142H176V141H175ZM220 142H221V141H220ZM222 142H223V140H222ZM227 142H228V141H227ZM241 142H242V141H241ZM243 142H244V139H243ZM254 142H255V141H254ZM1 143H2V142H1ZM27 143H28V142H27ZM56 143H57V142H56ZM71 143H72V142H71ZM84 143H85V142H84ZM112 143H113V142H112ZM115 143H116V142H115ZM124 143H125V142H124ZM142 143H143V142H142ZM142 143H141V145H142ZM152 143H153V142H152ZM152 143H151V144H152ZM167 143H168V140H167ZM178 143H179V142H178ZM180 143H181V142H180ZM208 143H209V141H208ZM228 143H229V142H228ZM232 143H233V142H232ZM2 144H3V146H4V143H2ZM16 144H17V143H16ZM58 144H59V143H58ZM86 144H87V143H86ZM102 144L105 145V143H102ZM116 144H118V143H116ZM134 144H135V142H134ZM136 144H137V142H136ZM145 144H146V141H145L144 145H145ZM154 144H155V143H154ZM168 144H169V143H168ZM209 144H210V143H209ZM216 144H219V143H216ZM240 144H241V143H240ZM249 144H251V143H249ZM22 145H23V144H22ZM41 145H42V144H41ZM53 145H54V144H53ZM62 145H63V144H62ZM76 145L78 146V143H76ZM124 145H126V144H124ZM124 145H123V146H124ZM144 145H143V147H144ZM164 145H165V144H164ZM169 145H170V144H169ZM169 145H168V146H169ZM173 145H174V144H173ZM214 145H215V144H214ZM219 145H220V144H219ZM228 145H229V144H228ZM230 145H231V144H230ZM66 146H67V145H66ZM70 146H71V145H70ZM73 146L76 147L75 145H73ZM83 146L87 147L88 145L86 146V145L84 144ZM146 146H147V145H146ZM154 146H155V145H154ZM166 146H167V145H166ZM174 146H175V145H174ZM174 146H172V147H174ZM232 146H233V145H232ZM235 146H236V145H235ZM240 146H241V145H240ZM244 146H245V145H243V147H244ZM8 147H9V146H8ZM8 147H7V148H8ZM10 147H11V145H10ZM27 147H28V146H27ZM39 147H40V146H39ZM42 147H43V146H42ZM45 147H47V145H46ZM48 147H49V146H48ZM59 147H60V146H59ZM62 147L64 148V146H62ZM62 147H61V148H62ZM68 147H69V146H68ZM78 147L80 148V146H78ZM81 147H82V146H81ZM108 147H109V146H108ZM112 147H115V146H112ZM133 147H134V146H133ZM163 147H164V146H163ZM163 147H162V148H163ZM219 147H220V146H219ZM219 147H218V148H219ZM226 147H227V146H226ZM18 148H19V147H18ZM36 148H37V147H36ZM70 148H73V147H70ZM70 148H69V149H70ZM79 148H78V150H79ZM130 148H131V147H130ZM148 148H149V147H148ZM148 148L146 147V149H148ZM155 148H156V146H155ZM166 148H169V147H166ZM166 148H165V149H166ZM170 148H171V147H170ZM176 148H177V147H176ZM202 148H203V147H202ZM222 148H223V147H222ZM230 148H231V147H230ZM232 148H233V147H232ZM238 148H239V147H238ZM251 148H252V145H251ZM0 149L2 150V148H0ZM3 149H4V148H3ZM34 149H35V148H34ZM48 149H49V148H48ZM67 149H68V148H67ZM85 149H86V148H85ZM85 149H80V150H81V151H84ZM88 149H90V148L88 147L86 150L88 151ZM92 149H93V148H92ZM94 149H95V146H94ZM107 149H108V148H107ZM113 149H114V148H113ZM121 149H122V148H121ZM125 149H126V148H125ZM127 149H128V148H127ZM131 149H132V148H131ZM144 149H145V148H144ZM163 149H164V148H163ZM172 149H174V148H172ZM203 149H204V148H203ZM206 149H207V148H206ZM219 149H220V148H219ZM236 149H237V148H236ZM249 149H250V148H249ZM249 149H246V150H249ZM263 149H264V147H263ZM9 150H10V149H9ZM12 150L16 151L15 149H12ZM26 150H27V149H26ZM28 150H29V149H28ZM38 150H39V149H38ZM70 150H71V149H70ZM70 150H69V152H70ZM73 150H74L75 153H76V150H77V149H76V148H75V149L73 148ZM98 150H99V149H98ZM111 150H112V149H111ZM116 150H117V149H116ZM123 150H124V149H123ZM186 150H187V149H186ZM194 150H195V149H194ZM208 150H209V149H208ZM259 150H260V148H259ZM261 150H262V149H261ZM2 151H3V150H2ZM29 151L31 152L32 149L29 150ZM47 151H49V150L46 149V152H47ZM57 151H58V150H57ZM66 151H67V150H66ZM74 151L71 150V153H70V154H72V152L74 153ZM92 151H93V150H92ZM92 151H90V152L92 153ZM114 151H115V149L113 150V152H114ZM120 151H121V150H120ZM124 151H125V150H124ZM127 151H128V150H127ZM131 151H132V150H131ZM133 151H134V150H133ZM164 151H165V150H164ZM167 151L171 152L170 150H167ZM203 151H205V150H203ZM206 151H207V150H206ZM217 151H218V149H217ZM220 151H221V150H220ZM229 151H231V150H229ZM237 151H238V150H237ZM250 151H251V150H250ZM0 152H1V151H0ZM7 152H8V150H7ZM52 152H54V151H52ZM62 152H63V151H62ZM67 152H68V151H67ZM77 152H79V151H77ZM84 152H86V151H84ZM95 152H96V151H95ZM101 152H102V151H101ZM115 152H118V151H115ZM128 152H129V151H128ZM191 152H192V151H191ZM209 152H210V151H209ZM223 152H224V151H223ZM234 152H235V151H234ZM257 152H258V151H257ZM5 153H6V152H5ZM24 153H25V152H24ZM24 153H23V154H24ZM27 153H28V152H27ZM58 153H59V151H58ZM97 153H98V152H97ZM99 153H100V152H99ZM125 153H126V152H124L123 154L125 155ZM144 153H145V152H144ZM211 153H212V151H211ZM225 153H226V152H225ZM235 153H236V152H235ZM1 154H2V152H1ZM3 154H4V153H3ZM23 154H22V156H23ZM37 154H38V152H37ZM41 154H42V153H41ZM54 154H55V153H54ZM93 154H94V153H93ZM111 154H112V152H111ZM113 154H114V153H113ZM118 154H119V152H118ZM118 154H115V155H118ZM120 154H121V152H120ZM126 154H127V153H126ZM132 154H133V153H132ZM250 154H251V153H250ZM252 154H254V152H253ZM252 154H251V156H253ZM259 154H260V153H259ZM259 154H258V155H259ZM262 154H263V153H262ZM29 155H30V154H29ZM45 155H46V154H45ZM47 155H51V152H50V154L47 153ZM58 155H59V154H58ZM64 155H65V154H64ZM95 155H96V154H95ZM98 155H99V154H98ZM103 155H104V154H103ZM103 155H102V156H103ZM133 155H136V154H133ZM171 155H172V154H171ZM220 155H221V154H220ZM225 155H226V154H225ZM6 156H7V155H6ZM31 156H32V155H31ZM37 156H38V155H37ZM51 156H52V155H51ZM55 156H56V155H55ZM113 156H114V155H113ZM119 156H120V155H119ZM128 156H129V154H127V157H128ZM138 156H139V155H138ZM141 156H144V155H141ZM141 156H139V157L141 158ZM153 156H154V155H153ZM176 156H177V153H176ZM221 156H222V155H221ZM221 156H220V157H221ZM19 157H20V156H18V158H19ZM49 157H50V156H49ZM52 157H53V156H52ZM56 157H57V156H56ZM61 157H62V156H61ZM61 157H60V158H61ZM108 157H109V156H108ZM111 157H112V156H111ZM115 157H116V156H115ZM122 157H124V156L121 155V159H122ZM125 157H126V156H125ZM127 157H126V158H123V159L126 160ZM131 157H133V156H131ZM131 157H130V158H131ZM145 157H146V155H145ZM156 157H157V159H158V156H156ZM166 157H167V156H166ZM166 157H165V159H163L162 156H161V158H162L161 160H166V159L168 158V157H167V158H166ZM170 157H171V156H170ZM216 157H217V156H216ZM228 157H229V156L227 155V158H228ZM237 157H238V155H237ZM240 157H241V156H240ZM253 157H254V156H253ZM255 157H256V155H255ZM255 157H254V158H255ZM260 157H261V156H260ZM38 158H40V157H38ZM38 158H36V159H38ZM46 158H47V157H46ZM58 158H59V156H58ZM60 158H59V160H60ZM67 158L69 159V157H67ZM90 158H91V157H90ZM112 158H113V157H112ZM140 158H139V159H140ZM152 158H153V157H152ZM154 158H155V157H154ZM172 158H173V157H172ZM213 158H214V156H213ZM217 158H218V157H217ZM227 158H226V159H227ZM229 158H231V157H229ZM247 158H248V157H247ZM257 158L259 159V157H257ZM1 159H2V158H1ZM21 159H22V158H21ZM28 159H29V157H28ZM43 159H44V158H43ZM52 159H53V158H52ZM107 159H108V158H107ZM114 159H115V158H114ZM114 159H113V160H114ZM119 159H120V158H119ZM131 159H132V158H131ZM133 159H134V158H133ZM137 159H138V157H137ZM137 159H135V160H137ZM155 159H156V158H155ZM155 159H154V160H155ZM169 159H170V158H169ZM210 159H211V158H210ZM223 159H224V158H223ZM231 159H232V158H231ZM255 159H256V158H255ZM260 159H263V158H260ZM19 160H20V159H19ZM23 160H24V159H23ZM23 160H22V161H23ZM64 160H65V159H64ZM90 160H91V159H90ZM90 160H89V163H90ZM152 160H153V159H151V161H152ZM154 160H153V161H154ZM171 160H172V159H171ZM177 160H178V159H177ZM212 160H213V159H211V161H212ZM243 160H245V159H243ZM246 160H247V159H246ZM250 160H251V158H250ZM252 160H253V159H252ZM25 161H27V159H25ZM30 161H31V160H30ZM38 161H39V160H37V162H38ZM47 161H48V160H47ZM52 161L54 162V160H52ZM57 161H58V160H57ZM66 161H67V159H66ZM76 161H79V160L76 159ZM83 161H84V160H83ZM115 161H116V160H115ZM123 161H124V160H123ZM123 161H122V162H123ZM146 161H147V160H145V162H146ZM156 161H157V160H156ZM159 161H160V158H159ZM169 161H170V160H169ZM169 161H168V162H169ZM173 161H174V159H173ZM178 161H179V160H178ZM218 161H219V159L217 160V162H218ZM229 161H230V160H229ZM229 161H228V162H229ZM232 161H233V160H231L230 162L232 163ZM263 161H264V160H263ZM263 161H262V162H263ZM4 162H6V161H4ZM28 162H29V160H28ZM31 162H32V161H31ZM63 162H64V161H63ZM70 162H72V161L70 160ZM111 162H112V161H111ZM113 162H114V161H113ZM132 162H133V161H132ZM147 162H148V161H147ZM163 162H164V161H163ZM163 162H162V163H163ZM168 162H167V163H168ZM174 162H177V161H174ZM181 162H183V161H181ZM200 162H201V161H200ZM202 162H203V160H202ZM202 162H201V163H202ZM204 162H205V160H204ZM214 162H215V161H213L212 163H214ZM239 162H240V161H239ZM244 162H245V161H244ZM13 163H14V162H13ZM17 163H18V162H17ZM58 163H59V161H58ZM79 163H80V161H79ZM79 163H78V164H79ZM92 163H93V161H92ZM109 163H110V162H109ZM117 163H118V162H117ZM120 163H121V162H120ZM127 163H128V162H127ZM130 163H131V162H130ZM130 163H129V164H130ZM135 163H136V161H135ZM160 163H161V162H160ZM165 163H166V162H165ZM251 163H252V162H250V164H251ZM254 163H256V162H254ZM260 163H261V162H260ZM21 164H22V163H21ZM45 164H46V163H45ZM51 164H52V163H51ZM72 164H73V163H72ZM102 164H103V163H102ZM113 164H114V163H113ZM118 164H119V163H118ZM121 164H122V163H121ZM129 164H128V167H129ZM131 164H132V163H131ZM139 164H140V162H139ZM145 164H146V163H145ZM153 164H154V163H153ZM153 164H152V166L154 167L155 165H153ZM155 164H156V163H155ZM178 164H179V162H178ZM183 164H184V163H183ZM183 164H182V165H183ZM215 164H216V162H215ZM215 164H214V166H215ZM234 164H235V163H234ZM252 164H253V163H252ZM7 165H8V164H7ZM23 165H24V164H23ZM34 165H36V164H34ZM59 165H60V164H59ZM63 165H64V164H63ZM73 165H74V164H73ZM73 165H71V167H72ZM75 165H76V167H77V164H76V163H75ZM80 165H82V164L80 163ZM96 165H97V164H96ZM98 165H99V164H98ZM100 165H101V164H100ZM100 165H99V166H100ZM103 165H104V164H103ZM105 165H106V164H105ZM132 165H133V164H132ZM143 165H144V164H143ZM143 165H142V168H143ZM157 165H158V164H157ZM172 165H173V164H172ZM210 165L212 166V164H210ZM217 165H220V164H217ZM223 165H225V164L223 163ZM235 165H236V164H235ZM238 165H239V163H238ZM50 166H51V165H50ZM52 166H53V165H52ZM65 166H68V164L65 165ZM88 166H89V164H88ZM120 166H121V165H120ZM122 166H123V165H122ZM135 166H137V165H135ZM149 166H150V165H149ZM152 166H151V167H152ZM164 166H166V164H163V166H158V167L162 168V167H164ZM174 166H175V165H174ZM198 166H199V165H198ZM214 166H213V167H214ZM226 166H227V165H226ZM226 166H225V167H226ZM233 166H234V165H233ZM244 166H245V165H244ZM247 166H248V164H247ZM247 166H245V168H247ZM257 166H259V165H257ZM34 167H35V166H34ZM42 167H43V166H42ZM47 167H48V164H47ZM69 167H70V166H69ZM71 167H70V169H71ZM79 167H80V166H79ZM130 167H131V166H130ZM132 167H133V166H132ZM167 167H168V165H167ZM180 167H181V166H180ZM183 167H184V166H183ZM196 167H197V166H196ZM215 167H216V166H215ZM222 167H224V166H222ZM230 167H231V166H230ZM235 167H236V166H235ZM238 167H239V166H238ZM254 167H255V165H254ZM261 167H262V166H261ZM19 168H20V167H19ZM26 168H27V166H26ZM26 168H25V169H26ZM54 168H56V167H54ZM86 168H88V167H86ZM96 168H97V167H96ZM98 168H99V167H98ZM100 168L103 169L104 167H101V166H100ZM107 168H108V167H107ZM109 168H110V167H109ZM126 168H127V167H126ZM126 168H125V169H126ZM155 168H156V167H155ZM155 168H153V170H152L153 172L155 171V170H154ZM171 168H172V170H174L172 166H171ZM184 168H185V167H184ZM190 168H191V167H190ZM216 168H217V167H216ZM218 168H219V167H218ZM242 168H243V167H242ZM245 168H244V169H245ZM250 168H251V167H250ZM258 168H259V167H258ZM258 168H257V169H258ZM3 169H4V168H3ZM31 169H32V168H30L29 170H31ZM44 169H45V168H44ZM49 169H50V168H49ZM49 169H48V170H49ZM61 169H62V168H61ZM63 169H64V167H63ZM63 169H62V170H63ZM88 169H90V168H88ZM104 169H105V168H104ZM104 169H103V170H104ZM135 169H136V168H135ZM138 169H139V168H138ZM149 169H150V168H149ZM149 169L147 168L146 170H149ZM157 169H158V168H157ZM157 169H156V170H157ZM169 169H170V168H169ZM178 169H179V168H178ZM178 169H177V170H178ZM180 169H181V168H180ZM180 169H179V170H180ZM188 169H189V168H188ZM219 169H220V168H219ZM227 169H228V168H227ZM253 169H254V168H253ZM255 169H256V168H255ZM259 169H260V168H259ZM26 170H27V169H26ZM29 170H28V171H29ZM41 170H42V169H41ZM48 170H47V171H48ZM59 170H60V169H59ZM62 170H61V171H62ZM98 170H99V169H96L97 173H98ZM103 170H102V171L100 170V171L103 172ZM105 170H106V169H105ZM117 170H118V169H117ZM119 170H120V169H119ZM119 170H118V171H119ZM130 170L132 171V169H130ZM130 170H129V171H130ZM150 170H151V169H150ZM150 170H149V171H150ZM162 170H163V169H162ZM162 170H160V171H162ZM179 170H178V172H180ZM182 170H183V169H182ZM185 170H186V169H185ZM192 170H193V169H192ZM194 170H195V169H194ZM194 170H193V171H194ZM210 170H211V169H210ZM215 170H216V169H215ZM217 170H218V169H217ZM231 170H232V169H231ZM239 170H240V169H239ZM250 170H251V169H250ZM262 170H263V169H262ZM262 170H261V171H262ZM61 171H60V172H61ZM65 171H66V170H65ZM71 171H72V170H71ZM88 171H89V170H88ZM94 171H95V170H94ZM106 171H107V170H106ZM109 171H110V169H109ZM121 171L123 172V170H121ZM138 171H140V173H142L140 169H139ZM183 171H184V170H183ZM189 171H190V169H189ZM200 171H201V170H200ZM202 171H203V170H202ZM224 171H225V170H224ZM224 171H223V172H224ZM237 171H238V170H237ZM245 171H246V170H245ZM254 171H255V170H254ZM26 172H27V171H26ZM32 172H33V171H32ZM32 172H31V173H32ZM89 172H91V171H89ZM122 172H121L120 174H122ZM153 172H152V173H153ZM172 172H173V171H172ZM190 172H191V171H190ZM198 172H199V171H198ZM248 172H249V171H248ZM251 172H253V171H251ZM251 172H250V173H251ZM258 172H259V171H258ZM27 173H28V172H27ZM39 173H40V172H39ZM41 173H42V172H41ZM57 173H59V172L57 171ZM67 173H68V172H67ZM83 173H84V172H83ZM83 173H82V175L79 173V174H80L79 177L83 176V175H84ZM99 173H100V172H99ZM99 173H98V174H99ZM111 173H112V172H111ZM114 173H115V172H114ZM118 173H119V172H118ZM136 173H137V172H136ZM136 173L134 172V174H136ZM140 173H139V174H140ZM145 173H146V172H145ZM145 173H144L143 175H145ZM147 173H148V172H147ZM156 173H157V172H156ZM164 173H167V172H163V173H162L163 176L165 175ZM175 173H176V169H175ZM213 173H214V172H213ZM219 173H220V172H219ZM230 173H231V172H230ZM232 173H233V172H232ZM232 173H231V174H232ZM239 173H240V172H239ZM239 173H238V175H239ZM253 173H254V172H253ZM253 173H252V174H253ZM260 173H261V172H260ZM263 173H264V172H263ZM263 173H262V174H263ZM48 174H49V173H48ZM48 174H47V175H48ZM61 174H62V173H61ZM65 174H66V173H65ZM68 174H69V173H68ZM90 174H92V173H90ZM98 174H97V175H98ZM120 174H119V175H120ZM134 174H132V175H134ZM171 174H172V173H171ZM176 174H177V173H176ZM224 174H225V173H224ZM224 174H222V175H224ZM227 174L229 175V173H227ZM227 174H225V175H227ZM241 174H242V172H241ZM241 174H240V175H241ZM245 174H246V172H245ZM258 174H259V173H258ZM262 174H261V175H262ZM1 175H2V174H1ZM7 175H8V174H7ZM23 175H24V174H23ZM28 175H29V174H28ZM50 175H51V174H50ZM59 175H60V174H59ZM99 175H101V173H100ZM99 175H98V176H99ZM102 175H103V174H102ZM110 175H111V174H110ZM110 175H108V176H110ZM130 175H131V174H130ZM137 175H138V174H137ZM153 175H154V174H153ZM159 175H160V174H159ZM167 175H168V174H167ZM173 175H175V174H173ZM186 175H187V174H186ZM211 175H212V173H211ZM236 175H237V174H236ZM246 175H247V174H246ZM256 175H257V174H256ZM21 176H22V175H21ZM35 176H37V174H35ZM66 176H67V175H66ZM87 176H88V175H87ZM105 176H106V175H105ZM115 176H116V175H115ZM123 176H124V175H123ZM139 176L141 177V174H140ZM150 176H151V175H150ZM169 176H171V175L169 174V175L166 176V177H168V179H170ZM177 176H179V174H178ZM213 176H214V175H213ZM215 176H217V173H216ZM233 176H234V173H233ZM241 176L243 177L244 175H241ZM241 176H240V178H241ZM253 176H254V174H253ZM258 176L260 177V175H258ZM4 177H5V176H4ZM8 177H10V176H8ZM18 177H20V176H18ZM18 177H17V178H18ZM31 177H33V176L31 175ZM51 177H52V176H51ZM68 177H69V176H68ZM116 177H119V176H116ZM125 177H127V176H125ZM128 177H129V175H128ZM128 177H127V178H128ZM144 177H145V176H144ZM159 177H160V176H159ZM161 177H162V176H161ZM171 177H172V176H171ZM225 177H227V176H225ZM225 177L222 176V180H224L223 178H225ZM230 177H231V176H230ZM11 178H12V177H11ZM20 178H21V177H20ZM41 178H43V177H41ZM45 178H46V176H45ZM48 178H49V177H48ZM82 178H83V177H82ZM106 178H107V177H106ZM136 178H137V177H136ZM174 178H175V177H174ZM192 178H193V177H192ZM217 178H218V177H217ZM227 178H228V177H227ZM233 178H234V177H233ZM233 178H232V179H233ZM238 178H239V177H236V180H237ZM250 178L253 179L254 177H250ZM255 178L258 179L257 176H256ZM35 179H36V178H35ZM79 179H80V178H79ZM79 179H78V180H79ZM101 179H102V178H100V179H98V180H101ZM103 179H105V178L103 177ZM109 179H110V178H109ZM113 179H115V177H114V178L112 177V180H113ZM128 179H129V178H128ZM144 179H145V178H144ZM149 179H150V178H149ZM160 179H161V178H159V180H160ZM165 179H166V178H165ZM186 179H187V177H186ZM218 179H219V178H218ZM218 179H217V181H221L220 179H219V180H218ZM232 179H231V180H232ZM11 180H13V179H10V181H11ZM18 180H19V178H18ZM24 180H25V179H24ZM50 180H51V178H50ZM56 180H58V179H56ZM129 180H130V179H129ZM134 180H135V179H134ZM141 180H142V179H141ZM191 180H193V179H191ZM206 180H207V179H206ZM234 180H235V179H234ZM247 180H248V179H247ZM262 180H263V177L261 178V181H262ZM0 181H1V180H0ZM3 181H4V180H3ZM3 181H2V182H3ZM5 181H8V180L5 179ZM26 181H27V179H26ZM26 181H25V182H26ZM32 181H33V180H32ZM48 181H49V180H48ZM59 181H60V180H59ZM67 181H68V180H67ZM86 181H87V180H86ZM116 181H117V180H116ZM138 181H139V180H138ZM138 181H137V182H138ZM144 181H146V180H144ZM147 181H148V180H147ZM155 181H157V180H155ZM162 181H163V180H162ZM166 181H167V180H166ZM170 181L172 182L173 179L170 180ZM181 181H182V180H181ZM184 181H185V179H184ZM189 181H190V178H189ZM238 181H239V180H238ZM240 181H241V180H240ZM244 181H245V180H244ZM249 181H251V180H249ZM255 181L257 182V180H255ZM259 181H260V180H259ZM16 182H17V181H16ZM41 182H42V181H41ZM54 182H55V181H54ZM64 182H65V181H64ZM70 182H71V181H70ZM81 182H82V181H81ZM83 182H84V181H83ZM93 182H94V181H93ZM114 182H115V181H114ZM131 182H132V181H131ZM142 182H143V181H142ZM199 182H200V181H199ZM201 182H202V181H201ZM203 182H204V181H203ZM206 182H208V181H206ZM221 182H222V181H221ZM223 182H224V181H223ZM230 182H231V181H230ZM253 182H254V180H253ZM263 182H264V181L261 182L262 185H263ZM5 183H6V182H5ZM45 183H47V182L45 181ZM48 183H49V182H48ZM55 183H56V182H55ZM59 183H60V182H59ZM62 183H63V182H62ZM94 183H95V182H94ZM119 183H121V182L119 181ZM119 183H118L117 185H119ZM125 183H126V185H127V181H126ZM132 183H133V182H132ZM138 183H139V182H138ZM140 183H141V182H140ZM154 183H155V182H154ZM157 183H158V182H157ZM163 183H164V182H162V184H163ZM193 183H194V182H193ZM239 183H241V182H238V184H239ZM244 183H245V182H244ZM246 183L248 184V181H246ZM257 183H259V182H257ZM2 184H4V183H2ZM9 184H12V183L10 182ZM64 184H66V183H64ZM73 184H74V183H73ZM89 184H90V183H89ZM89 184H88V185H89ZM123 184H124V183H123ZM123 184H122V185H123ZM135 184H136V183H135ZM147 184H148V183H147ZM151 184H152V183H151ZM169 184H170V183H169ZM199 184H200V183H199ZM203 184H204V183H203ZM203 184H202V185H203ZM205 184H206V183H205ZM251 184H253L252 181H251ZM15 185H16V184H15ZM19 185H22V184L20 183ZM36 185H38V184H37V181H36ZM50 185H52V183H51ZM50 185H49V186H50ZM76 185H77V184H76ZM76 185H75V186H76ZM80 185H81V183H80ZM96 185L98 186V184H96ZM103 185H104V183H103ZM120 185H121V184H120ZM129 185H130V183H129ZM129 185H127V186H129ZM149 185H150V184H149ZM159 185H161V184L159 183ZM159 185H158V186H159ZM163 185H164V184H163ZM171 185H172V184H171ZM171 185H170V186H171ZM182 185H184V184L182 183ZM182 185H181V186H182ZM225 185H226V183H225ZM225 185H224V186H225ZM254 185H255V184H254ZM256 185H258V184H256ZM262 185H261V186H262ZM26 186H27V185H26ZM32 186H33V184H32ZM32 186H31V187H32ZM38 186L40 187V185H38ZM43 186H44V185H43ZM63 186H64V185H63ZM84 186H85V185H84ZM99 186H100V184H99ZM134 186H135V185H134ZM147 186H148V185H147ZM154 186H155V185H154ZM158 186H156V187H158ZM164 186H165V185H164ZM164 186H163V187H164ZM172 186H174V184H173ZM200 186H201V185H200ZM204 186H205V185H204ZM204 186H203V187H204ZM206 186H207V185H206ZM210 186H211V185H210ZM221 186H222V184H221ZM229 186H233V183H232V185H229ZM238 186H240V185H238ZM241 186H242V185H241ZM248 186H249V185H248ZM258 186H259V185H258ZM12 187H13V186H12ZM20 187H21V186H20ZM20 187H19V188H20ZM39 187H38V188H39ZM55 187H56V186H55ZM55 187H54V188H55ZM88 187L90 188V186H88ZM92 187L95 188L94 185H93ZM92 187H91V188H92ZM100 187H101V186H100ZM100 187H99V188H100ZM116 187H118V186H116ZM123 187H125V186H123ZM130 187H132V186H130ZM149 187H150V186H149ZM160 187H161V186H160ZM168 187H169V185H168ZM219 187H220V186H219ZM225 187L228 188V186H225ZM250 187H253V186H250ZM256 187H257V186H256ZM256 187H255V188H256ZM17 188H18V187H17ZM46 188H47V187H46ZM56 188H59V186L56 187ZM67 188H69V187H67ZM73 188H74V186H73ZM73 188H72V189H73ZM84 188L86 189V187H84ZM97 188H98V187H97ZM102 188H103V187H102ZM102 188H101V189H102ZM110 188H111V187H110ZM120 188H122V187L120 186ZM127 188H128V187H127ZM136 188L138 189V186H137ZM141 188H142V187H141ZM144 188L146 189V187H143V189H144ZM153 188H154V187H153ZM161 188H162V187H161ZM166 188H167V187H166ZM194 188H195V187H194ZM204 188H205V187H204ZM230 188H231V187H230ZM232 188H234V187H232ZM255 188H254V189H255ZM257 188H259V187H257ZM261 188H263V187H260L259 189H261ZM4 189H5V188H4ZM11 189H14V188H11ZM22 189H23V187H22ZM24 189H25V188H24ZM28 189H29V187H28ZM32 189H33V188H32ZM32 189H31V191H32ZM50 189H52V187H51ZM76 189H77V188H76ZM95 189H96V188H95ZM95 189H94V190H95ZM112 189H113V188H112ZM112 189H111V190H112ZM114 189H115V188H114ZM137 189H136V190H137ZM206 189H208V188H206ZM217 189H218V188H217ZM237 189H238V188H237ZM259 189H258V191H259ZM17 190H19V189H17ZM20 190H21V189H20ZM26 190H27V189H26ZM55 190H57V189H55ZM55 190H54V192H56ZM60 190H62V189H60ZM60 190H59V191H60ZM105 190H106V189H105ZM125 190H126V189H125ZM127 190L130 191V188L127 189ZM127 190H126V191H127ZM131 190H132V188H131ZM139 190H140V189H139ZM149 190H150V189H149ZM149 190H148V192H149ZM186 190H187V189H186ZM186 190H185V191H186ZM190 190H193V188H191ZM202 190H204V189H202ZM208 190H209V189H208ZM211 190L213 191V189H211ZM215 190H216V189H215ZM222 190H223V188H222ZM226 190H227V189H226ZM231 190H232V189H231ZM239 190L242 191L241 188H239ZM243 190L245 191L244 188H243ZM256 190H257V189H256ZM0 191H1V190H0ZM11 191H12V190H11ZM21 191H22V190H21ZM28 191H30V190H28ZM28 191H27V192H28ZM35 191H38V190H35ZM39 191H41V188H40ZM39 191H38V192H39ZM70 191H71V190H69L68 192H70ZM76 191H77V190H76ZM103 191H104V189H103ZM107 191H108V190H107ZM115 191H117V189H115ZM123 191H124V190H122L121 193H124V192H125V191H124V192H123ZM137 191H138V190H137ZM142 191H143V190H142ZM151 191H152V190H151ZM153 191L155 192L156 190L153 189ZM161 191H162V190H161ZM163 191H164V188H163ZM196 191H197V190H196ZM220 191H221V190H220ZM224 191H225V189H224ZM228 191H229V189H228ZM234 191H235V190H234ZM261 191H263V190H261ZM6 192H7V191H6ZM60 192H61V191H60ZM105 192H106V191H105ZM110 192H111V191H110ZM110 192H109V194H110ZM119 192H120V191H119ZM133 192H134V191H133ZM135 192H136V191H135ZM140 192H141V190H140ZM157 192H158V191H157ZM166 192H167V190H166ZM197 192H198V191H197ZM206 192H207V191H206ZM208 192H209V191H208ZM214 192H216V191H214ZM235 192H236V191H235ZM252 192H253V191H252ZM259 192H260V191H259ZM7 193H8V192H7ZM10 193H11V192H10ZM16 193H17V192H16ZM22 193H23V192H22ZM34 193H35V192H34ZM48 193H49V192H48ZM52 193H53V191H52ZM61 193H62V192H61ZM79 193H80V192H79ZM99 193H100V191H99ZM131 193H132V192H131ZM138 193H139V192H137V194H138ZM143 193H145V192H143ZM143 193H142V194H143ZM159 193H160V192H159ZM167 193H168V192H167ZM182 193H184V192H182ZM200 193H201V190H200V192L197 193V194H200ZM203 193H204V192H203ZM209 193H210V192H209ZM212 193H213V192H212ZM218 193H219V191H218ZM224 193H225V192H224ZM248 193H249V192H248ZM248 193H247V190H246V194H247V195H248ZM256 193H257V192H256ZM28 194H29V193H28ZM30 194L33 195L31 192H30ZM39 194H40V193H39ZM44 194L46 195L45 192H44ZM57 194L59 195V193H57ZM76 194H77V193H76ZM80 194H81V193H80ZM93 194H94V193H93ZM96 194H97V193H96ZM96 194H94V197L96 196ZM112 194H113V193H112ZM114 194H115V193H114ZM116 194H117V193H116ZM128 194H129V193H128ZM134 194H135V193H134ZM142 194H141V195H142ZM146 194H147V190H146ZM148 194H149V193H148ZM152 194H153V192H152ZM152 194H150V195H152ZM155 194H156V193H155ZM157 194H158V193H157ZM163 194H164V193H163ZM172 194H173V192H172ZM189 194H191V193H189ZM197 194H196V192H195L194 195H197ZM213 194H217V193H213ZM213 194H212V195H213ZM226 194H227V192H226ZM251 194H252V193H250V195H251ZM0 195H1V194H0ZM7 195H8V194H7ZM13 195H14V193H13ZM16 195H17V194H16ZM18 195H19V194H18ZM31 195H30V196H31ZM40 195H41V194H40ZM45 195H43L44 198H45ZM49 195H50V194H49ZM58 195H57V196H58ZM101 195H102V194H101ZM121 195H122V194H121ZM143 195H144V194H143ZM150 195H149V196H150ZM166 195H167V194H166ZM177 195H178V194H177ZM192 195H193V194H192ZM203 195H204V194H203ZM207 195H208V194H207ZM209 195H210V194H209ZM221 195H223V194H221ZM232 195H233V194H232ZM256 195H258V194H256ZM262 195H264V194L262 193ZM8 196H9V195H8ZM28 196H29V195H28ZM30 196H29V197H30ZM46 196H47V195H46ZM57 196H55V197L58 198ZM60 196H61V195H60ZM60 196H59V199H60ZM62 196H64V195H62ZM66 196H68V195H66ZM76 196H77V195H76ZM78 196H80V195L78 194ZM81 196H82V195H81ZM111 196H112V195H111ZM129 196H130V194H129ZM135 196H136V195H135ZM135 196H134V197H135ZM172 196H173V195H172ZM187 196H188V195H187ZM189 196L191 197V195H189ZM189 196H188V199H190ZM258 196H259V195H258ZM260 196H261V194H260ZM1 197H2V196H1ZM18 197H19V196H18ZM18 197H17V198H18ZM38 197H39V196H38ZM38 197H37L36 199L39 200ZM40 197H41V196H40ZM68 197H69V196H68ZM68 197H67V199H68ZM96 197H97V196H96ZM101 197H102V196H101ZM121 197H122V196H121ZM137 197H138V196H137ZM137 197H136V198H137ZM139 197L141 198L140 195H139ZM139 197H138V200H136V202H137V201L139 202ZM146 197H147V196H146ZM150 197H151V196H150ZM152 197L155 198L154 196H152ZM158 197H159V196H158ZM175 197H176V196H175ZM179 197H180V196H179ZM179 197H178V199H179ZM181 197H182V196H181ZM193 197H194V196H193ZM200 197H201V196H200ZM203 197H204V196H203ZM210 197H212V196H210ZM213 197H214V196H213ZM220 197H221V196H220ZM220 197H219V198H220ZM245 197H246V196H245ZM256 197H257V196H256ZM261 197H263V196H261ZM5 198H6V197H5ZM13 198H14V197H13ZM17 198H16V199H17ZM22 198H23V196L21 197V199H22ZM25 198H26V197H25ZM41 198H42V197H41ZM69 198H71V197H69ZM79 198H80V200H81V197H79ZM99 198H100V197H99ZM112 198H113V197H112ZM122 198H123V197H122ZM131 198L133 199V197H131ZM131 198H130V199H131ZM172 198H173V197H172ZM183 198H184V197H183ZM194 198H195V197H194ZM194 198H192V199H194ZM201 198H202V197H201ZM214 198H215V197H214ZM217 198H218V197H217ZM230 198H232V197L230 196ZM230 198H229V199H230ZM234 198H235V197H234ZM247 198H248V196H247ZM250 198H251V196H250ZM250 198H249V199H250ZM263 198H264V197H263ZM263 198H262L261 200H264ZM23 199H24V198H23ZM26 199H27V198H26ZM45 199H46V198H45ZM49 199H50V198H49ZM65 199H66V198H65ZM84 199H85V196H84ZM84 199H83V201H84ZM116 199H117V198H116ZM126 199H127V198H126ZM142 199H143V198H141V200H142ZM146 199H147V198H146ZM149 199H152V198H149ZM173 199H174V198H173ZM195 199H196V198H195ZM195 199H194V200H195ZM205 199H206V198H205ZM226 199H228V198L225 197V200L221 198V199H219L218 201L220 202V200H222V201L224 200V202H225ZM245 199H246V198H245ZM251 199H252V198H251ZM251 199H250V200H251ZM18 200H19V198H18ZM56 200H57V199H56ZM62 200H63V198H62ZM62 200H60L61 203L63 202ZM68 200H69V199H68ZM75 200H76V197L74 198V202L77 201V200H76V201H75ZM85 200H86V199H85ZM88 200H89V199H88ZM99 200H100V199H99ZM104 200H105V199H104ZM109 200H110V199H109ZM121 200H124V199H121ZM175 200H176V199H175ZM179 200L182 201L183 199H179ZM184 200H186V199H184ZM197 200L199 201V198H198ZM207 200H208V199H206V201H207ZM212 200H213V199H212ZM233 200H234V199H233ZM14 201H15V200H14ZM14 201H13V202H14ZM24 201H26V200H24ZM46 201H47V200H46ZM53 201H54V200H53ZM57 201H58V200H57ZM64 201H65V200H64ZM71 201H72V200H71ZM89 201H90V200H89ZM89 201H87V203H88ZM102 201H103V200H102ZM127 201H129V200H127ZM150 201H151V200H150ZM248 201H249V200H248ZM251 201H252V200H251ZM257 201H258V200H257ZM5 202H6V201H5ZM17 202H18V201H16V203H17ZM26 202H27V201H26ZM31 202H32V201H31ZM42 202H43V200L41 201V203H42ZM48 202H49V200H48ZM66 202H67V201H66ZM77 202H81V201H77ZM84 202H85V201H84ZM94 202H95V200H94ZM99 202H100V201H99ZM99 202H98V203H99ZM106 202H107V201H106ZM114 202H116V201H114ZM134 202H135V201H134ZM188 202H189V201H188ZM188 202H186V204L184 205L185 207H186V205H187ZM203 202H204V201H203ZM203 202H201V204H202ZM211 202H212V201H211ZM224 202H223V203H224ZM235 202H236V201H235ZM245 202L248 203L247 201H245ZM34 203H35V201H34ZM37 203H38V202H37ZM37 203H36V204H37ZM44 203H45V201H44ZM68 203H69V202H68ZM68 203H67V205H65L67 208H66L65 206H63V208L65 207L66 209H68V208H69V207H68V205H69ZM104 203H105V202H103V203H101V204H104ZM107 203L111 204V202H107ZM107 203H105L106 206H107ZM122 203H123V202H122ZM132 203H133V202H132ZM141 203H142V201H141ZM141 203H140V205H141ZM189 203H190V202H189ZM192 203L194 204V202H192ZM196 203H198V202H196ZM196 203H195V204H196ZM232 203H233V202H232ZM252 203H255V202H252ZM24 204H25V203H24ZM38 204H39V203H38ZM38 204H37V205H38ZM72 204H73V203L71 202L70 205H72ZM76 204H77V203H75V205H76ZM78 204H79V203H78ZM94 204H95V203H94ZM99 204H100V203H99ZM112 204H113V200H112ZM115 204H116V203H115ZM117 204H118V202H117ZM117 204H116V205H117ZM124 204L126 205V203H124ZM124 204H123V205H124ZM129 204H130V203H129ZM150 204H151V203H150ZM150 204H149V205H150ZM206 204H207V202H206ZM216 204H217V203H216ZM216 204L214 203V206H215ZM220 204H222V203H220ZM228 204H229V202H228ZM8 205H9V204H8ZM12 205H13V204H12ZM21 205H22V203H21ZM26 205H28V207H29V204L26 203ZM30 205H32V204L30 203ZM60 205H61V204H60ZM62 205H63V204H62ZM70 205H69V206H70ZM80 205H82V204L80 203ZM86 205H87V204H86ZM97 205H98V204H97ZM97 205H95V206H97ZM113 205H114V204H113ZM113 205H111V206L113 207ZM120 205H121V204H120ZM120 205H119V206H120ZM123 205H121V206H123ZM125 205H124V206H125ZM135 205H136V204H135ZM140 205H139V206H140ZM142 205H143V203H142ZM147 205H148V204H147ZM149 205H148V206H149ZM152 205H153V204H152ZM199 205H200V204H199ZM202 205H203V204H202ZM217 205H218V204H217ZM247 205H248V204H247ZM250 205H251V204H250ZM254 205H255V204H254ZM0 206H1V205H0ZM18 206H19V205H18ZM22 206H23V205H22ZM32 206H36V205L33 204ZM57 206H59V204H57ZM82 206H83V205H82ZM90 206H91V205H89V207H90ZM92 206L94 207V205H92ZM92 206H91V207H92ZM111 206H110V207H111ZM124 206H123V207H124ZM128 206H129V205H128ZM132 206H133V205H132ZM143 206H144V205H143ZM148 206H147V207H148ZM150 206H151V205H150ZM150 206H149V207H150ZM189 206H191V205L189 204ZM196 206H197V205H195V207H196ZM208 206H209V205H208ZM223 206H224V205H223ZM230 206H231V203H230ZM235 206H236V205H235ZM19 207H20V206H19ZM23 207H24V206H23ZM23 207H22V209H24ZM28 207H27V208H28ZM36 207H37V206H36ZM36 207H34V208H36ZM52 207H54V206H52ZM60 207H61V206H59V208H60ZM93 207H92V208H93ZM102 207H103V206H102ZM117 207H118V205H117L115 208H117ZM129 207H131V206H129ZM133 207H134V206H133ZM145 207H146V205H145ZM147 207H146V210H147ZM195 207H194V208H195ZM200 207H201V206H200ZM211 207H212V206H211ZM211 207H209V209H210ZM216 207H217V206H216ZM224 207H225V206H224ZM228 207H229V206H228ZM236 207H237V206H236ZM250 207H251V206H250ZM255 207H256V206H255ZM6 208H7V207H6ZM14 208H15V207H14ZM14 208H13V209H14ZM17 208H18V207H17ZM17 208H16V209H17ZM59 208H58L57 210H59ZM94 208H95V207H94ZM106 208H107V207H106ZM118 208H120V207H118ZM125 208H126V207H125ZM143 208H144V207H143ZM190 208H191V207H190ZM190 208H189V209L187 208V209L191 212V209H192L193 207H192L191 209H190ZM196 208H197V207H196ZM198 208H199V207H198ZM198 208H197V209H198ZM203 208H204V207H203ZM203 208H201V209H203ZM222 208H223V207H222ZM226 208H227V207H226ZM231 208H232V207H231ZM239 208H240V207H239ZM241 208H243V207H241ZM241 208H240V209H241ZM253 208H254V207H253ZM253 208H252V209H253ZM257 208H258V207H257ZM257 208H256V209H257ZM9 209H11V208L9 207ZM9 209H8V210H9ZM30 209H31V208H30ZM30 209H29V211H31ZM50 209H51V208H50ZM83 209H84V208H83ZM86 209H87V211H88V208H86ZM86 209H84V210L86 211ZM101 209H102V208H101ZM108 209H109V208H108ZM155 209H156V208H155ZM204 209H205V208H204ZM207 209H208V208H207ZM220 209H221V208H220ZM240 209H239V210H240ZM248 209H249V207H248ZM256 209H255V210H256ZM1 210H3V209H1ZM5 210H6V209H5ZM32 210H34V209H32ZM36 210H37V209H36ZM52 210H53V209H52ZM54 210H55V209H54ZM62 210H63V209H62ZM74 210H75V209H74ZM90 210H91V209H90ZM93 210H94V214H96V213H95L96 210H95V209H93ZM112 210H114V209H112ZM118 210H119V209H118ZM120 210H121V208H120ZM120 210H119V211H120ZM138 210H140V208H139ZM144 210H145V209H144ZM149 210H150V209H149ZM151 210H152V209H151ZM164 210H165V208H164ZM184 210H185V209H184ZM214 210H215V208H214ZM216 210H217V212H218V209H216ZM224 210H225V208H224ZM233 210H234V209H233ZM257 210H258V209H257ZM63 211H64V210H63ZM85 211H84V212H85ZM87 211H86V212H87ZM97 211H98V210H97ZM102 211H104V210H102ZM109 211H110V210H109ZM119 211H118V213H119ZM122 211H124V210H122ZM141 211H142V209H141ZM160 211H161V213L163 212L162 210H158V212H160ZM189 211H188V212H189ZM198 211H199V210H198ZM201 211H202V210H201ZM210 211H211V210H210ZM222 211H223V209H221L220 212H222ZM259 211H261V210H259ZM2 212H3V211H2ZM4 212H5V211H4ZM9 212H10V211H9ZM14 212H16V210H15ZM20 212H21V211H20ZM27 212H28V211H27ZM42 212H45V211H42ZM48 212H49V211H48ZM50 212H51V211H50ZM50 212H49V213H50ZM65 212H66V211H65ZM77 212H78V211H77ZM79 212H82V211H79ZM79 212H78V214H79ZM86 212L84 213V215H85V214L88 215V213H86ZM98 212H100V211H98ZM98 212H97V213H98ZM124 212H125V211H124ZM153 212H155V210H154ZM153 212H151V213H153ZM158 212H157V213H158ZM183 212H184V211H183ZM183 212H182V214H183ZM190 212H189V215H190V214L192 215L193 213H190ZM192 212H194V214H195V211L192 210ZM262 212H263V211H262ZM0 213H1V211H0ZM7 213H8V212H7ZM23 213H24V212H23ZM45 213H46V212H45ZM58 213H60V212L58 211ZM58 213H57V214H58ZM82 213H83V212H82ZM92 213H93V212H92ZM92 213L90 212L89 214H92ZM100 213H101V212H100ZM100 213H99V215H101ZM108 213H109V212H108ZM114 213H115V212H114ZM118 213H117V214H118ZM145 213H146V212H144L143 214H145ZM149 213H150V212H149ZM149 213L146 214L147 217H148V215H150ZM179 213H180V212H179ZM179 213H178V214H179ZM205 213H206V211H205ZM205 213H204V214H205ZM213 213H214V211H213ZM213 213H212V214H213ZM228 213H230V212H228ZM234 213H235V212H234ZM237 213H238V212H237ZM241 213H243V212L241 211ZM253 213H255V212H254V209H253ZM257 213H258V212H257ZM11 214H12V213H11ZM13 214H14V213H13ZM16 214H17V213H16ZM16 214H15V215H16ZM25 214H26V213H25ZM27 214H28V213H27ZM30 214H31V213H30ZM50 214H51V213H50ZM57 214H56V215H57ZM60 214H61V213H60ZM75 214H76V213H75ZM120 214L122 215L123 213H120ZM141 214H142V213H141ZM164 214H165V213H164ZM184 214H185V212H184ZM194 214H193V215H194ZM235 214H236V213H235ZM235 214H234V215H235ZM20 215H21V214H20ZM22 215H23V214H22ZM22 215H21V216H22ZM38 215H39V214H38ZM38 215H37V216H38ZM46 215H49V214H46ZM51 215H52V214H51ZM66 215H67V214H66ZM80 215H81V214H80ZM146 215H145V216H146ZM176 215H177V214H176ZM202 215H203V214H202ZM206 215H207V214H206ZM208 215H209V214H208ZM208 215H207V216H208ZM217 215H218V214H217ZM229 215H231V213H230ZM237 215H238V214H237ZM239 215H240V214H239ZM249 215H252V214L250 213ZM257 215H258V214H257ZM257 215H256V216H257ZM260 215H261V214H260ZM5 216H6V215H5ZM16 216H17V215H16ZM42 216H43V215H42ZM42 216L40 217L41 220H42ZM61 216H62V215H61ZM73 216H74V214H73ZM75 216H76V215H75ZM81 216L83 217V215H81ZM88 216H89V215H88ZM90 216H91V215H90ZM101 216H102V215H101ZM104 216H105V215H104ZM118 216H119V215H118ZM140 216H141V215H140ZM155 216H156V214H155ZM195 216H198V215H195ZM210 216H211V215H210ZM210 216H208V219L210 218ZM212 216H213V215H212ZM212 216H211V219H212ZM225 216H226V215H225ZM231 216H233V215H231ZM243 216H244V215H242V217H243ZM256 216H255V217H256ZM258 216H259V215H258ZM0 217H1V219H2V214H1ZM3 217H4V215H3ZM8 217H9V214H8ZM25 217H26V215H25ZM28 217H30V216L28 215ZM62 217H63V216H62ZM65 217H66V216H65ZM84 217H86V216H84ZM92 217H94V216H92ZM98 217H99V216H98ZM108 217L110 218V216H108ZM120 217H121V216H120ZM151 217H152V215H151L149 218H151ZM153 217H154V216H153ZM161 217H162V216H161ZM188 217H189V216H188ZM188 217H187V218H188ZM192 217H193V216H192ZM204 217H205V219H206V216H204ZM261 217H262V215H261ZM11 218H12V217H11ZM17 218H20V216L17 217ZM21 218H22V217H21ZM21 218H20V219H21ZM23 218H24V217H23ZM38 218H39V217H38ZM44 218H45V217H44ZM49 218H50V217H49ZM69 218H70V217H69ZM79 218H80V216H79ZM102 218H103V217H102ZM112 218L118 219L117 217H113V216H112ZM138 218H139V217H138ZM143 218H144V216H143ZM157 218H158V216H157ZM177 218H178V217H177ZM179 218H180V217H179ZM187 218H185V219H187ZM194 218H195V217H194ZM199 218H201V215H200ZM199 218L196 217L197 222H198V219H199ZM227 218H228V217H227ZM227 218H226V219H227ZM231 218H232V217H231ZM235 218H236V216H235ZM244 218H245V217H244ZM248 218H250V217H248ZM1 219H0V221H3L4 219L6 220V218H3V220H1ZM12 219H13V218H12ZM20 219H18V221H19ZM25 219H26V218H24V220H25ZM29 219H30V218H28V220H29ZM31 219H32V218H31ZM46 219H47V218H46ZM52 219H53V218H52ZM83 219H84L85 222H87V221L85 220V218H83ZM90 219H91V218H90ZM90 219H89V220H90ZM93 219H94V218H93ZM99 219H101V218H99ZM115 219H114V220H115ZM144 219H145V218H144ZM153 219H154V218H153ZM153 219H152V220H153ZM159 219H160V218H159ZM159 219H158V220H159ZM190 219H191V218H190ZM192 219H193V218H192ZM211 219H210V220H211ZM226 219H225V220H226ZM242 219H243V218H241V220H242ZM245 219H246V218H245ZM15 220H16V219H15ZM37 220H39V219H37ZM49 220H50V219H49ZM49 220H48V221H49ZM55 220H56V219H55ZM87 220H88V219H87ZM95 220H96V219H94V222H95ZM97 220H98V219H97ZM107 220H108V219H106V221H107ZM114 220H113V221H114ZM152 220H149V221H152ZM160 220H161V219H160ZM257 220H258V219H257ZM8 221H9V220H8ZM8 221H7V222H8ZM43 221H44V220H43ZM53 221H54V220H53ZM59 221H60V220H59ZM65 221L68 222V220H66V219H65ZM70 221H71V220H70ZM115 221H116V220H115ZM136 221H137V220H136ZM176 221H177V220H176ZM181 221L184 223L183 220H181ZM189 221H190V220H187L188 223H189ZM203 221H204V220H203ZM207 221H208V220H207ZM211 221H212V220H211ZM230 221L232 222V220H230ZM235 221H236V220H235ZM244 221H245V220H244ZM27 222H28V221H27ZM51 222H52V221H51ZM55 222H56V221H55ZM57 222H58V220H57ZM60 222H61V221H60ZM60 222H59V224H60ZM63 222H64V221H63ZM80 222H82V221H80ZM92 222H93V220H92L91 222H89V223L92 224ZM96 222H97V221H96ZM100 222H101V220H100ZM100 222L98 223L99 225H100L101 223H103V222H101V223H100ZM107 222H108V221H107ZM110 222H111V221H110ZM129 222H130V221H129ZM134 222H135V221H134ZM137 222H138V221H137ZM145 222H146V221H145ZM158 222H159V221H158ZM191 222H192V220H191ZM205 222H206V221H205ZM233 222H234V221H233ZM241 222H242V221H241ZM261 222H262V221H261ZM261 222H259V223H261ZM3 223H4V222H3ZM14 223H15V222H14ZM17 223H18V222H17ZM21 223H23V220H22ZM38 223H39V221H38ZM48 223H49V222H48ZM76 223H77V222H76ZM105 223H106V222H105ZM111 223H112V222H111ZM113 223H114V222H113ZM113 223H112V224H113ZM177 223H178V222H177ZM179 223H181V222H179ZM188 223H187V224H188ZM193 223H194V222H193ZM207 223H208V222H207ZM207 223H206V224H207ZM225 223H226V222H224V224H225ZM234 223H235V222H234ZM4 224H5V223H4ZM12 224H13V223H12ZM24 224H25V222H24ZM40 224H42L41 221H40ZM43 224H44V222H43ZM45 224H46V223H45ZM51 224H52V223H51ZM57 224H58V223H56V225H57ZM61 224H62V222H61ZM61 224H60V225H61ZM70 224H72V223H70ZM73 224H74V223H73ZM79 224H80V223H79ZM81 224H82V223H81ZM125 224H126V223H125ZM187 224H186V225H187ZM196 224H197V223H196ZM241 224H242V223H241ZM243 224H244V222H243ZM250 224H251V223H250ZM262 224H263V223H262ZM2 225H3V224H2ZM56 225H55V226H56ZM60 225H59V226H60ZM66 225H68V224H66ZM83 225H84V224H83ZM96 225H97V224H96ZM101 225H102V224H101ZM106 225H107V224H106ZM109 225H111V224H108V226H109ZM127 225H128V224H127ZM133 225H134V224H133ZM136 225H137V224H136ZM136 225H135V226H136ZM156 225H158V224H156ZM174 225H176V224H174ZM177 225H179V224H177ZM214 225H215V224H214ZM227 225H229V224H227ZM227 225H226V226H227ZM234 225H235V224H234ZM246 225H247V223H246ZM4 226H5V225H4ZM40 226H41V225H40ZM63 226L65 227V225H63ZM81 226H82V225H81ZM94 226H95V224H93L92 227H94ZM103 226H105V225H103ZM103 226H100V227L102 228ZM128 226H129V225H128ZM148 226H150V224H149ZM148 226H147V228H148ZM204 226H205V225H204ZM204 226H203V227H204ZM208 226H210V225H208ZM211 226H212V225H211ZM256 226H257V225H256ZM6 227H8V225H7ZM10 227H11V225H10ZM13 227L17 228V227L14 226V225H13ZM29 227H30V226H29ZM44 227H45V226H44ZM44 227H43V228H44ZM46 227H47V226H46ZM51 227H54V226H51V225H50V228H51ZM57 227H58V226H57ZM57 227H56V228H57ZM60 227H61V226H60ZM67 227H70V226H67ZM67 227H66V229H69V228H67ZM72 227H73V226H72ZM82 227L86 228L85 226H82ZM87 227H88V226H87ZM92 227H91V228H92ZM100 227H99V228H100ZM106 227H107V226H106ZM129 227H130V226H129ZM133 227H134V226H133ZM154 227H156V226H154ZM161 227H162V224H161ZM161 227H160V229H161ZM170 227H171V226H170ZM193 227H194V226H193ZM196 227H197V226H196ZM212 227H213V226H212ZM18 228H19V227H18ZM20 228H21V225H20ZM23 228H24V226H23ZM48 228H49V226H48ZM50 228H49V229H50ZM54 228H55V227H54ZM62 228H63V227H61V229H62ZM73 228H74V227H73ZM76 228H77V227H76ZM76 228H75V229H76ZM89 228H90V225H89ZM91 228H90V230H91ZM110 228H111V227H110ZM110 228H109V229H110ZM120 228L123 229L122 226L119 227V229H120ZM124 228H125V227H124ZM139 228L141 229V224H140V226L138 227V230H139ZM147 228H146L145 230H147ZM152 228H153V225H152ZM152 228L150 227V229H152ZM156 228H157V227H156ZM163 228H165V226H164ZM163 228H162V229H163ZM166 228H167V227H166ZM176 228H178V226H177ZM260 228H261V226H260ZM11 229H12V228H11ZM46 229H47V228H46ZM46 229H45V230H46ZM64 229H65V228H64ZM64 229L61 230V231H64ZM71 229H72V228H70V230H71ZM75 229H74V230H75ZM87 229H88V228H87ZM94 229H96V228H94ZM94 229H93V232H94ZM97 229H98V228H97ZM105 229L107 230V228H105ZM116 229H117V228H116ZM133 229H134V228H133ZM136 229H137V228H136ZM158 229H159V227H158ZM162 229H161V230H162ZM167 229H168V228H167ZM169 229H170V228H169ZM169 229H168V230H169ZM207 229H208V228H207ZM243 229H244V228H243ZM249 229H250V228H249ZM254 229H255V228H254ZM261 229H262V228H261ZM17 230H19V229H17ZM28 230H29V229H28ZM35 230H36V229H35ZM58 230H59V229H58ZM58 230H57V231H58ZM111 230H112V229H111ZM113 230H114V229H113ZM113 230H112V231H113ZM138 230H135V231L138 232ZM145 230H143V231H145ZM161 230H160V231H161ZM172 230H173V228H172ZM196 230H199V229H195V231H196ZM208 230H210V229H208ZM258 230H259V229H258ZM263 230H264V229H263ZM4 231H6V230H4ZM12 231H13V230H12ZM59 231H60V230H59ZM59 231H58L57 233H60V232H61V231H60V232H59ZM66 231L69 232V230H66ZM71 231H72V230H71ZM71 231H70V233H71ZM95 231H97V230H95ZM99 231H100V230H99ZM99 231H98V232H99ZM102 231H103V228H102ZM114 231H115V230H114ZM151 231H152V230H151ZM157 231H158V230H157ZM160 231H159V233H160ZM173 231H174V230H173ZM173 231H172V232H173ZM195 231H193V232H195ZM212 231H213V230H211V232H212ZM260 231H262V230H260ZM260 231H259V232H260ZM33 232H34V231H33ZM46 232H47V231H45V233H46ZM49 232H50V231H49ZM53 232H55V231H53ZM64 232H65V231H64ZM75 232H76V231H75ZM75 232L73 233L74 235L76 234ZM88 232H89V231H88ZM88 232H87V233H88ZM98 232H97V233H98ZM103 232H104V231H103ZM105 232H106V231H105ZM105 232H104V237H103L104 239H106V238H105ZM109 232H110V231H109ZM116 232H117V231H116ZM116 232H115V233H116ZM120 232H121V230H120ZM133 232H134V231H133ZM137 232H135L136 235H137ZM161 232H162V231H161ZM193 232H192V233H193ZM255 232H256V231H255ZM4 233H6V232H4ZM8 233H10V232H8ZM8 233H6V234L8 235ZM18 233H19V232H18ZM18 233H17V234H18ZM42 233H43V232H42ZM50 233H51V232H50ZM70 233H69V234H70ZM90 233H91V232H90ZM90 233H89V234H90ZM122 233H123V232H122ZM142 233H144V232H142ZM146 233H147V232H146ZM159 233L155 232L154 234H158V236H159ZM165 233H167V232H165ZM195 233H196V232H195ZM195 233H194V234H195ZM246 233H247V232H246ZM249 233H250V232H249ZM35 234H36V233H35ZM35 234H33V235L36 236ZM61 234H62V233H61ZM63 234H64V233H63ZM69 234H67V235L69 236ZM71 234H72V233H71ZM78 234H79V233H78ZM83 234H84V233H83ZM83 234H82V235H83ZM106 234H107V233H106ZM123 234H125V233H123ZM130 234H131V233H130ZM138 234H139V233H138ZM148 234H149V233H148ZM150 234H152V232H151ZM160 234H161V233H160ZM162 234H164V233H162ZM169 234H170V232H169ZM238 234H239V233H238ZM260 234H261V233H260ZM37 235H43V234H37ZM50 235H51V234H50ZM50 235L48 234V236H50ZM54 235H55V234H54ZM54 235H53V236H54ZM74 235H73V236H74ZM85 235H88V234H85ZM85 235H83V236H85ZM91 235H92V234H90V237H91ZM99 235H100V234H99ZM102 235H103V234H101L100 236H102ZM111 235H112V234H111ZM117 235H118V234H117ZM120 235H121V234H120ZM140 235H142V234H140ZM146 235H147V234H146ZM172 235H173V233H172ZM191 235H192V234H191ZM191 235H190V236H191ZM196 235H197V234H196ZM202 235H203V234H202ZM4 236H5V234H4ZM12 236H13V235H12ZM14 236H15V235H14ZM53 236H52V238H53ZM57 236H58V235H57ZM57 236H56V237H57ZM59 236H60V234H59ZM62 236H66V235H62ZM62 236H61V237H62ZM70 236H71V235H70ZM75 236H77V234H76ZM83 236H82V237H83ZM137 236L140 237L139 235H137ZM149 236H150V235H149ZM151 236H153V235H151ZM162 236H163V235H162ZM162 236L160 235V238H161ZM197 236H199V235H197ZM200 236H201V235H200ZM227 236H228V235H227ZM2 237H3V236H2ZM44 237H46V236H44ZM78 237H79V236H78ZM88 237H89V235H88ZM88 237H87V238H88ZM107 237H108V235H107ZM115 237H116V236H115ZM121 237H123V236H121ZM125 237H126V236H125ZM125 237H124V238H125ZM131 237H132V236H131ZM143 237H144V236H143ZM168 237H169V235H168ZM178 237H179V235H178ZM208 237H209V236H208ZM225 237H226V235H225ZM7 238H9V237H7ZM27 238H29V237H27ZM40 238H42V236H41ZM40 238H38V236H37V239L40 240ZM62 238H63V237H62ZM62 238H59V239H61L60 241H62ZM65 238H66V237H65ZM65 238H64V239H65ZM70 238H72V237H69V241H71ZM91 238H92V237H91ZM91 238H90V239H91ZM96 238H98V237H96ZM113 238H114V237H113ZM153 238H154V236H153ZM157 238H159V237H157ZM162 238H163V237H162ZM169 238H170V237H169ZM193 238H194V237H193ZM200 238H201V237H200ZM203 238H204V237H203ZM205 238H206V237H205ZM32 239H33V238H32ZM34 239H35V238H34ZM42 239H43V238H42ZM45 239H46V238H45ZM48 239H50V238H48ZM53 239H54V238H53ZM56 239H57V238H56ZM79 239H80V238H79ZM79 239H76V240H79ZM107 239H108V238H107ZM111 239H112V237H111ZM114 239H115V238H114ZM133 239H134V238H133ZM135 239H138V240H139V238H136V236H135ZM135 239H134V240H135ZM143 239H144V238H143ZM151 239H152V237H151ZM151 239H150V240H151ZM154 239H156V237H155ZM170 239H171V238H170ZM174 239H175V237H174ZM201 239H202V238H201ZM211 239H212V238H211ZM220 239H222V238H220ZM225 239L227 240V239H229V238L227 237V238H225ZM257 239H258V238H257ZM4 240H5V239H4V237H3V241H4ZM50 240H52V239H50ZM65 240H66V239H65ZM82 240H83V238H82ZM86 240H87V239H86ZM95 240H96V239H95ZM108 240H109V239H108ZM112 240H113V239H112ZM116 240H117V237H116ZM116 240H115V241H116ZM121 240H122V238H121ZM121 240H120V241H121ZM129 240H130V239H129ZM138 240H136V242H137ZM141 240H142V239H141ZM144 240H145V239H144ZM146 240H149V239L146 238ZM146 240H145V241H146ZM158 240H159V239H158ZM160 240H161V239H160ZM175 240H176V239H175ZM204 240H205V239H204ZM207 240H208V239H207ZM230 240H231V239H230ZM1 241H2V240H1ZM6 241H7V240H6ZM16 241H17V240H16ZM27 241H28V240H27ZM33 241H34V240H33ZM130 241L132 242L133 240L131 239ZM163 241H164V240H163ZM163 241H162V242H163ZM177 241H178V239H177ZM177 241H176V242H177ZM186 241H187V239H186ZM199 241H200V240H199ZM201 241H202V240H201ZM201 241H200V242H201ZM209 241H211V240H209ZM218 241L220 242V240H217V242H218ZM28 242H31V241H28ZM49 242H50V241H48V243H49ZM56 242H57V241H56ZM63 242H64V241H63ZM80 242H81V241H80ZM92 242H93V240L91 241V243H92ZM103 242L105 243V240H104ZM147 242H148V241H147ZM156 242H157V240H155V243H156ZM165 242H166V241H165ZM167 242H168V241H167ZM178 242H180V240H179ZM178 242H177V244H178ZM191 242H192V241H191ZM203 242H204V241H203ZM205 242H206V240H205ZM217 242H216V243H217ZM261 242H263V241H261ZM25 243H26V240H25ZM37 243H38V242H36V244H37ZM46 243H47V242H46ZM51 243H52V242H51ZM53 243L55 244L54 241H53ZM67 243H68V242H67ZM75 243H76V241H75ZM75 243H74V244H75ZM83 243H84V242H82V244H83ZM100 243H101V242H100ZM107 243H109V241H108ZM110 243H111V242H110ZM118 243H119V242H118ZM118 243H117V244L115 243V248H116V246L118 245ZM120 243H121V242H120ZM123 243H124V241H123ZM123 243H122V244H123ZM126 243H127V242H126ZM126 243H125V244H126ZM132 243H133V242H132ZM134 243H135V242H134ZM134 243H133L132 245H130L129 247L131 248V246H133V249H134ZM155 243L152 242V245L155 244ZM159 243H160V242H158L157 245H159ZM170 243H171V242H170ZM189 243H190V242H189ZM210 243H211V242H210ZM210 243H209V244H210ZM230 243H231V241H230ZM256 243H257V242H256ZM31 244H32V243H29L30 246H34L33 244H32V245H31ZM38 244H39V243H38ZM42 244H43V243H41V246H42ZM54 244H52V245H54ZM59 244H60V243H59ZM70 244H71V242H70ZM122 244H121L120 246H123V245H124V244H123V245H122ZM145 244H146V243H145ZM145 244H144V245H145ZM160 244H161V243H160ZM179 244H181V243H179ZM192 244H193V243H192ZM203 244H204V243H203ZM228 244H229V243L227 242V245H228ZM259 244H260V246H261V243H258V245H259ZM18 245H19V242H18ZM21 245H25V244H24V243H23V244L21 243ZM21 245H20V246H21ZM29 245H28V247H29ZM64 245H65V244H64ZM67 245H68V244H67ZM67 245H66V246H67ZM71 245H72V244H71ZM80 245H81V243H80ZM80 245H79V248H80V247L82 248V246H80ZM88 245H91V244L89 243ZM128 245H129V244H128ZM136 245H137V244H136ZM138 245H139V244H138ZM150 245H151V244H150ZM152 245H151V248H152ZM161 245H162V244H161ZM165 245H167V244L165 243ZM181 245H182V244H181ZM213 245H214V243H213ZM213 245L211 244V246H213ZM216 245H217V244H216ZM218 245H219V243H218ZM251 245H252V244H251ZM254 245H255V244L253 243L252 246H254ZM263 245H264V244H263ZM10 246H11V245H10ZM45 246H46V245H45ZM47 246H50V245H47ZM54 246H55V245H54ZM58 246H60V245H58ZM72 246H73V245H72ZM104 246H105V245H104ZM104 246H103V247H104ZM146 246H147V245H146ZM148 246H149V245H148ZM163 246H164V244H163ZM182 246H183V245H182ZM188 246H189V244H188ZM195 246H196V245H195ZM198 246H200V245H198ZM206 246H207V245H205V248H206ZM208 246H209V245H208ZM237 246H240V244L237 245ZM242 246H243V245H242ZM244 246H245V245H244ZM255 246H256V245H255ZM255 246H254V247H255ZM6 247H8V246H6ZM15 247H18V248H19V246H15ZM23 247H25V246H23ZM42 247H43V246H42ZM64 247H65V246H64ZM70 247H71V246L66 247L67 249H66V248H64V249H65V250H68ZM73 247H74V248H73V249L70 248V250H76V251H77V243H76V249H75V245H74ZM109 247H110V246H109ZM109 247H107V248H109ZM124 247H125V245H124ZM138 247H139V246H138ZM149 247H150V246H149ZM153 247H156V245L153 246ZM168 247H169V246H168ZM170 247H171V246H170ZM170 247H169V248H170ZM175 247H176V246H175ZM248 247H249V246H248ZM248 247H247V248H248ZM12 248H13V247H12ZM48 248H49V247H48ZM48 248H47V249H48ZM100 248L102 249V247H100ZM104 248L106 249V246H105ZM112 248H114V247H112ZM119 248H122V247H119ZM156 248H157V247H156ZM161 248H163V247L161 246ZM164 248H165V247H164ZM184 248H185V247H184ZM193 248H194V246H193ZM205 248H204V249H205ZM207 248H209V247H207ZM226 248H228V247H226ZM240 248H241V247H240ZM255 248H256V247H255ZM2 249H5V248H2ZM8 249H9V248H8ZM20 249H21V248H20ZM27 249H28V248H27ZM49 249H50V248H49ZM53 249H54V248H53ZM56 249H57V248H56ZM56 249H55V250H56ZM60 249H61V248H60ZM60 249H58V250H60ZM109 249H110V248H109ZM109 249H107V250H108V253L111 251V250H109ZM123 249H124V248H123ZM127 249H128V247H127ZM131 249H132V248H131ZM136 249H137V246H136ZM139 249H141V248H139ZM159 249H160V247H159ZM173 249H174V248H173ZM175 249H178V247L175 248ZM175 249H174V250H175ZM209 249H210V248H209ZM248 249H249V248H248ZM252 249H253V248H252ZM252 249H251V250H252ZM10 250H12V249H10ZM24 250H26V249H24ZM28 250L30 251V249H28ZM32 250H33V249H32ZM58 250H56V252H57ZM70 250H69V251H70ZM141 250H142V249H141ZM141 250H140V251H141ZM160 250H163V249H160ZM186 250H187V249H186ZM188 250H189V249H188ZM192 250H193V249H192ZM194 250H195V248H194ZM194 250H193V252H194ZM251 250H250V251H251ZM13 251H14V252H13ZM13 251H11V253H12V252H13V253L18 252V251H15V250H13ZM39 251H40V250H39ZM46 251H48V250H46ZM76 251H75V254H76ZM78 251H79V250H78ZM99 251H100V250H99ZM99 251H98V252H99ZM113 251H114V250H113ZM137 251H138V250H137ZM142 251H144V249H143ZM164 251H167V249L164 250ZM175 251H176V250H175ZM175 251H174V254H175ZM196 251H198V250H196ZM260 251H261V249H260ZM5 252H6V250H5ZM5 252H4V253H5ZM20 252H21V250L19 251V253H20ZM22 252H25V251H22ZM44 252H45V251H44ZM60 252L62 253V251H60ZM167 252H168V251H167ZM188 252H189V251H188ZM230 252H231V251H230ZM238 252H239V251H238ZM238 252H237V254H238ZM41 253H42V256L44 257L45 255L43 254L42 251H41ZM51 253H52V252H51ZM54 253H55V252H54ZM67 253H68V251H67ZM112 253H113V252H112ZM185 253H186V252H185ZM196 253H197V252H196ZM198 253H199V252H198ZM202 253H203V252H202ZM243 253H246V252H243ZM248 253H249V252H248ZM250 253H251V252H250ZM250 253H249V254H250ZM261 253H262V252H261ZM263 253H264V252H263ZM0 254H1V253H0ZM2 254H3V253H2ZM23 254H24V253H23ZM23 254H21V255H23ZM52 254H53V253H52ZM64 254H65V253H64ZM68 254H69V253H68ZM68 254H67V255H68ZM77 254L80 255L79 252H77ZM114 254H115V253H114ZM114 254H112V255L114 256ZM239 254H240V253H239ZM15 255L18 256L17 254H15ZM48 255H49V254H48ZM48 255H47V256H48ZM55 255H56V254H55ZM59 255L61 256V254H59ZM70 255H71V252H70ZM70 255H69V256H70ZM104 255H105V254H104ZM110 255H111V254H110ZM112 255H111V257H112ZM115 255L117 256V252H116ZM187 255H188V254H187ZM243 255H244V254H243ZM243 255H242V256H243ZM250 255H251V254H250ZM5 256H6V255H5ZM13 256H14V255H13ZM19 256H20V255H19ZM40 256H41V255H40ZM47 256H45V257H47ZM63 256H64V255H63ZM116 256H115V258H112L113 261H114V259L116 260ZM190 256H191V254H190ZM238 256H239V255H238ZM244 256H246V255H244ZM251 256H252V255H251ZM1 257H2V255H1ZM45 257L43 258L44 260H45ZM53 257H54V256H53ZM55 257H58V256H55ZM77 257H78V256H77ZM107 257H108V256H107ZM107 257L105 256V258H107ZM126 257H127V256H126ZM6 258H7V257H6ZM29 258H30V257H29ZM36 258H37V257H36ZM40 258H42V257H40ZM59 258H60V257H59ZM63 258H64V257H63ZM68 258H69V257H68ZM82 258H83V257H82ZM98 258L101 259V257H98ZM108 258H109V257H108ZM118 258H119V257H118ZM120 258H121V257H120ZM174 258H175V257H174ZM180 258H182V257H180ZM180 258H179V260H180ZM192 258H193V254H192ZM257 258H258V257H257ZM260 258H261V257H260ZM30 259H31V258H30ZM30 259H29V260H30ZM51 259H52V258H51ZM51 259H49V260H51ZM54 259L56 260V258H54ZM65 259H66V258H65ZM65 259H63V261H64ZM75 259H76V258H75ZM91 259H92V258H91ZM94 259H96V258H94ZM100 259H99L97 262H100ZM188 259H189V258H188ZM194 259H195V258H194ZM253 259H254V258H253ZM2 260H3V259H2ZM29 260H28V261H29ZM36 260H37V259H36ZM46 260H48V259H46ZM52 260H53V259H52ZM52 260H51V261H52ZM61 260H62V259H61ZM73 260H74V259H73ZM76 260H77V259H76ZM76 260H74V261H76ZM78 260H79V259H78ZM78 260H77V261H78ZM96 260H97V259H96ZM102 260H103V259H102ZM104 260H106V259H104ZM108 260H109V259H108ZM124 260H125V259H124ZM175 260H176V259H175ZM175 260H174V261H175ZM177 260H178V259H177ZM179 260H178V262H179ZM40 261H41V260H40ZM57 261H58V258H57ZM66 261H67V260H66ZM77 261H76V262H77ZM79 261H80V260H79ZM90 261H93V259L90 260ZM94 261H95V260H94ZM167 261H168V260H167ZM188 261H193V260H188ZM246 261H247V260H246ZM43 262H44V261H42L41 263L43 264ZM49 262H50V261H49ZM49 262H47V263H49ZM53 262H55V261H53ZM58 262L60 263L61 261L59 260ZM64 262H65V261H64ZM64 262H62V264H63ZM68 262H70V260H69ZM82 262H83V261H82ZM111 262H112V261H111ZM111 262L109 261V264H111ZM119 262H120V260H119ZM176 262H177V261H175L174 263L177 264ZM182 262H183V261H182ZM182 262H181V263H182ZM72 263H73V262H72ZM72 263H71V264H72ZM88 263H89V262H88ZM94 263H95V262H94ZM94 263L92 262V264H94ZM103 263L107 264L106 261L103 262ZM112 263H113V262H112ZM115 263H116V261H115ZM117 263H118V261H117ZM171 263H172V262H171ZM174 263H173V264H174ZM183 263L185 264V262H183ZM187 263H190V262H187ZM245 263H246V262H245ZM39 264H40V263H39ZM50 264H51V262H50ZM53 264H54V263H53ZM67 264H68V263H67ZM74 264H75V263H74ZM83 264H84V263H83ZM89 264H90V263H89ZM101 264H102V262H101ZM163 264H164V263H163ZM167 264H168V263H167ZM169 264H170V263H169ZM247 264H248V262H247Z\"/></svg>",
	"mask_w": 264,
	"mask_h": 264
}]
</instances>
